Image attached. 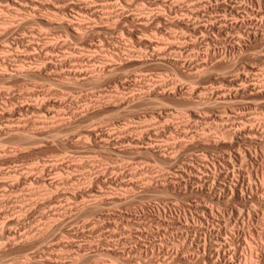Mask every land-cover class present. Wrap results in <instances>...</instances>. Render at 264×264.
<instances>
[{
	"label": "rangeland",
	"instance_id": "obj_1",
	"mask_svg": "<svg viewBox=\"0 0 264 264\" xmlns=\"http://www.w3.org/2000/svg\"><path fill=\"white\" fill-rule=\"evenodd\" d=\"M45 1L46 0H44V2ZM84 1L85 2L88 1L89 3L91 2V0H76V1L75 0L73 1L72 0H68V1L61 0V2L58 1L60 2L61 4L60 5L57 1L47 0L46 3H50V2L56 3L57 2L56 5L58 4L60 6H64L66 3L68 4L76 3V4L82 5L85 3ZM100 1L101 2L103 1V2L101 3ZM126 1H128L129 3ZM132 1L130 2L129 0H99L98 2L97 0V3L99 4H103V5L109 4V5H113L116 7L121 6V9L123 10V14H122L123 16H119L120 18L119 20H118V17L117 18L113 17L109 20L108 19H96V20L94 19L93 21L95 23L91 21L90 18H88L90 17L88 13L87 14L86 13H76L77 10L75 11V9L73 10L72 8H68L66 10L67 15L69 16L71 15L72 18L76 19V18L83 17L85 18L86 21L92 22L93 26L91 25V22L89 23L91 27L98 26L97 28H95L96 31H92L94 29H92L91 27H88L90 29L86 28L88 31L86 29H85L86 31L85 30L83 31L84 35H86V37L85 36L82 37L85 39L84 41L82 40L81 37L75 38L76 37L75 35L72 36L70 34L71 31L69 32L68 30H66L67 28L66 26H65L66 28L62 26L61 23L62 21L65 20L64 14L59 16L60 18L58 17L59 18L58 20L56 17V20H57L56 22L55 17L53 18V16L48 14L49 9L46 7H42L44 8L43 10H41L42 8L39 9L37 7L35 8L36 10L35 12L33 11L34 6L33 7L28 6V10L25 11L24 13L20 11L17 17L14 16V19H12L13 18L12 16L11 19L13 21L18 20L16 21V23L14 22L11 24V25L14 24L13 26L14 27L16 26L17 28L15 29L16 32L14 31L15 33L12 32L14 33V35L7 34L9 36L5 37L6 35L4 34V37H3V35L1 34L5 33V31L2 28L6 26L1 27L2 24H0L1 25L0 26L1 28L0 38L2 39V40L0 39V45H1L0 54L3 55L4 54L3 52L7 51V50H3L5 49L3 47L5 46L4 45L5 41L6 43L12 42L11 45L13 46V47L12 46L10 47V44L8 43L9 44L8 46L10 48H9V52L8 51L7 52L9 53L8 55L10 56H8L5 53L8 56V64L6 67L0 64V67H1L0 70H4V68L6 69L9 68L10 71L18 73L17 70L21 64L24 63L23 66L26 65L25 67H32L30 65H32L33 63H29V62H37L38 61L37 58L41 54L45 57L47 55L46 53L48 52H50L48 54L49 55L51 54L50 55L51 57L53 56L52 58H50V56L47 55L46 57L47 58L49 57L48 59H53L54 56L56 57V55H57L56 58H58V59H55V58L53 59L56 62L58 68L57 67L48 68L49 70L43 68V70L45 71L42 70V72H40L39 74L38 73H32L28 75L25 74L27 77H25V75L16 77L15 75L17 73L16 74L13 73L14 75L13 77L12 74L10 73V76H7L8 79H4L5 77L0 78V85H3L0 87V88H3V89H0V117H1L0 118V128L2 125H5L4 127H2V131H0V148H1L0 149V182H1L0 185L3 184L4 182L6 183V184L4 183L5 186L4 185L2 187L0 186V226H1L0 227L1 229L0 230V234H1L0 235V249L2 250V251L0 250V264H13V262L14 264H27V263L28 264H76V263L77 264H81V263L82 264H86V263L87 264H172L173 262H174L173 264H186L185 261L188 259L193 260L195 264H198V263L204 264L203 261L200 262L196 260L197 258L194 259V257L195 255H197L196 251L198 252L203 251V248H201V246L204 245L205 241L208 243V245L211 241L210 240L211 231L209 227L208 228L206 227V225L207 226L209 225L212 228L211 229L212 231L214 228L215 233L217 232L216 234L219 235V237H221L220 238L221 241L226 237L230 238L228 239L229 242L226 243L227 240H224L223 242L228 246V248L231 247L229 249L230 252H231V249L234 251V252L229 253V255H232V256L234 255L233 257H235L236 263L248 264V257L250 253H252L254 256V260L256 262L259 263V261H261V263L264 264L263 262L264 261V247H263L264 246V201H263L264 200V104H262L264 103V89H262L264 88V84H263L264 80H262L264 79V21H263L264 20V16H263L264 15V0H226V1L225 0H158V1L132 0ZM141 1H142V4L140 3ZM160 1L161 3H163L164 6L160 3ZM124 2L126 3L124 4ZM134 2H137V3H134ZM93 3H96V1L92 0L90 4H93ZM97 3L95 5H99ZM104 3H107V4H104ZM132 3L133 5H131ZM123 4H124V7H126L125 5L127 4V7L125 9L123 7ZM128 4L131 6H129ZM140 4L143 6H140ZM152 4L154 5L153 7H152ZM200 4L201 5L203 4L205 6L204 7L203 5L200 6ZM170 5L172 6V9ZM135 6H136V9H134ZM144 6H146L145 9H144ZM196 6L200 7L201 9L200 8H197L199 10L195 9ZM223 6L227 7L226 10H225V7ZM231 6L232 8L234 7L241 8V9L238 8L240 13L237 12L238 13L237 17H240L239 19L241 20L245 19L246 21H244V23L238 25L235 23V21H233L236 18L235 14L237 15V13L232 10ZM0 7H3V6L1 5ZM140 7L141 8L143 7L144 10H149V11L145 12L142 9L141 11L139 9ZM192 7H194V11L201 10L199 13L201 16L196 15L195 13L197 11L194 12ZM106 9L108 10L110 9V7ZM106 9L104 10L106 11ZM150 9L156 12H153V11L150 12L151 11ZM190 9L191 11H189ZM46 10L48 12H46ZM165 10L167 13L165 12ZM0 11H1L0 16H2V14L3 16H5L6 13H7L6 16L10 14L7 11L5 12L4 8H2V10L0 9ZM2 11L5 13H3ZM70 11L71 13L72 12L73 13L71 14ZM74 11L76 13L75 14L76 16L74 15ZM180 11L182 13H180ZM188 11L192 15L195 14L193 15L195 17H193L192 15H189L191 19L192 18L194 19V20L192 19L191 22H190L191 19L188 17V15H185L186 13H188ZM139 12L141 14L142 13L149 14L150 12V15L152 16H148V18H146L147 17L146 15L145 17L144 15L140 16ZM157 12L161 14L162 18L160 19L158 18L160 14H158ZM36 13H38L41 16L47 13L46 15L53 18L55 22L53 23V25L50 24L49 26L48 24L47 26L45 25V20L47 16L45 15V18L44 16H42V18L41 16L38 17L39 19L41 18V20L43 19L44 23L43 21L41 23L40 20H38V18L36 17V15L38 16V14ZM151 13H157L155 14L157 15L156 16L157 20H156V17H153L154 14H151ZM252 13L254 14L252 15ZM31 15L32 16L34 15V16L32 17ZM129 15L130 16L136 15V16H140L141 18L144 17L145 21L143 22V24L146 21H148L150 18L151 23L148 21L147 24L148 23L150 24H148V26L145 25V27H142V24H140L142 23V19L140 17L135 18L134 16V20H135V21L133 20L134 22L133 21L131 22V20H128L129 22H127L126 20L122 19V17L123 18L128 17ZM182 15L185 17L186 20H183L184 18H182L183 17ZM229 16L231 19L229 18ZM232 16H233V19H232ZM247 16L250 17L249 20L248 18L246 19ZM61 17H64V18H61ZM151 17H153L152 18L153 20L151 19ZM241 17H244V18L242 19ZM33 18L35 19V22L34 20L32 21ZM48 18L49 17H47V19ZM139 18H140L139 20L140 22L137 21ZM168 18L172 20L170 21ZM174 18H176V21L175 20L174 21L175 22L179 21V23L177 24L172 23L174 22L173 21ZM187 18H188V21H187ZM195 18L197 19V21ZM208 18L211 21H209ZM114 19L117 20V22ZM163 20L164 22L165 21L166 22L164 23ZM206 20H208L209 22ZM252 20H254V22L256 23H254ZM26 21H30V22L27 23ZM36 21L38 23H36ZM205 21L208 22L207 24L209 26H207L206 24H202V22L205 23ZM225 21L227 22L226 24H224ZM23 22H26L27 24L24 25ZM186 22H188L189 24L191 23V25H189L188 23L186 24ZM260 22H261V25L259 24ZM20 23H23L22 28L18 26ZM193 23L194 25H196V27L193 25ZM210 23H213V24L215 23L216 25L215 24L213 25ZM228 23L230 24L228 25ZM233 23H235V25ZM250 23L251 25L252 23H254L255 25L253 24L251 26ZM54 24L55 25L58 24V25L55 26ZM257 24H259V26ZM227 25L229 26V29L227 28L228 27ZM99 26L100 27L106 26V27L104 29L103 27L100 28ZM185 26H188V28H186ZM198 26L202 29V32L199 31L200 33L196 34L198 32L197 31L195 33L196 35L194 34L195 36H197L196 38L193 34H191V32L193 33L195 30H197L199 28ZM213 27L214 29H211ZM189 28L191 31L189 30ZM206 28L207 30H204ZM220 28L223 31H221ZM34 30L36 31L34 32ZM129 32H132V34ZM203 32H205V35L206 36L208 35V36L203 37L205 36ZM182 33L185 34L187 37L185 36L184 38ZM202 33L203 35H200ZM30 34L32 35L35 34V35L31 36ZM178 34L181 36H178ZM26 35L32 38L33 41L38 42V39H39V42H38L39 44L37 45L36 50L37 52H40L41 54L39 53L35 54L37 52L35 51L34 47L30 49L26 48L25 45L27 44V41L30 42L29 40L30 38L25 37ZM148 35L150 36L151 40L148 39ZM248 35L250 36L248 37ZM17 36H20V39ZM22 36H24V38H27L28 40L24 39ZM40 36H42L41 39H40ZM219 36L220 38H218ZM180 37L182 38V40H180L181 39ZM189 37H193L194 38L193 40L197 41V47L194 50H190L188 48L190 43L192 42V40H189L192 38H189ZM167 38H168V41H167ZM178 38L181 41L180 43L181 45H183L184 47L187 46L186 51L185 49L184 51L182 50L184 53L181 51L183 55L181 53L180 57L184 56L182 57L183 59L186 57L189 58L190 55L192 54L191 57L193 56L192 57L194 60L193 63L195 65H193V63L192 64L185 63L184 66H182L183 64H181V67H180V65L173 62V58L177 56L179 57L180 55V52L174 51V49L172 50V48L176 46V44H179L178 42L180 41H177ZM184 39H185L184 43L189 42L188 45L182 42L184 41ZM202 39L203 40L205 39V41H203ZM143 40L144 42L148 41L149 43L148 42L143 43ZM236 40H238V43L240 42L241 45L238 44ZM24 41L26 42V44H24L23 46L22 42L24 43ZM50 42H52L53 44L56 43L57 45L56 47L57 48L59 47L58 49L56 48L57 50L56 55L54 54L55 51L45 50L48 47V45H51ZM91 42H92V45L94 44L93 47L94 46L95 47L93 50L89 51L88 46L89 44H91ZM150 42H151V45H152V42L153 44H155L156 42L159 43V44L157 43L158 46L155 44L156 45L155 50H154L155 45L154 46L144 45V44H150ZM200 42H202L203 44ZM233 42H236L238 46ZM17 44H19V46ZM42 44H44L45 46H43ZM83 44L87 46L86 50H84L85 46ZM95 44H98V45H95ZM70 45H71V48L76 47L77 51L79 52V55H78V52L75 51L76 49L68 48L70 47ZM165 45H167L168 51L167 49L165 50L166 48ZM170 45L171 46L173 45V46L171 47ZM212 45L213 46L216 45V46L213 48ZM233 45L235 46V48L234 47L232 48ZM208 46H211V48H209ZM23 47L24 49L26 48L28 51L26 49L24 51V49H22ZM40 47L41 49L43 48L44 49L41 50L39 49ZM63 47L64 49H67V50L63 51L62 49ZM148 47L150 49V50L148 49L149 51L142 50V48L147 49ZM157 47L162 48V50H164L165 52L160 51ZM207 48L209 49L208 51H207ZM215 48L217 50H215ZM31 49L34 50L35 53ZM136 49L137 50L140 49L143 52L147 53L145 56L148 61L145 62V64L142 63L143 64L142 65L141 63H139V56L140 54L142 55L143 52L141 51L142 52L141 53L140 50L137 52ZM220 49L222 50L223 53L221 52ZM29 50L30 52H32L33 56L39 55L37 56V58L35 57L36 58L35 61H34L35 58L31 55ZM73 50L77 52V54H75ZM97 50L99 51L96 52ZM153 50L156 53L160 51L162 54L157 53L158 54L157 55L155 53L154 55ZM201 50L203 51L206 50L207 51L206 53H210V55L206 54L205 52ZM1 51L3 52L1 53ZM131 51H133L131 53L132 55L130 54ZM147 51L149 52L150 58L151 56L152 57L155 56L156 58L154 57L155 59L154 58L150 59L148 57ZM192 51L193 52L197 51V52L193 53ZM23 52H25L27 55L20 54ZM51 52H54V53H51ZM82 52H84L85 54ZM139 52L140 54H138ZM170 52H172V54ZM18 53H19L18 57L19 59H21L19 61H22L21 63L16 58L17 57L16 55H18ZM167 53L171 54L172 57H169L171 55H168ZM163 54L166 55V57H164ZM12 55L13 56L15 55V56L13 57ZM28 55L31 56L32 61H30V58H29L30 56L25 57ZM64 55L65 56L67 55L69 59L71 58L70 61ZM85 55L87 56L89 55L88 56L90 57L89 62H87V60L89 59ZM206 55L207 57L204 58V56ZM20 56H22L23 59H26V62L25 60H22V57L20 58ZM143 56L144 55L140 56V58ZM194 56H197V57H194ZM9 57H11L13 60ZM76 57H81L82 60L76 61L74 59ZM137 57H138V60L136 59ZM92 58H94V60L96 58L98 59L93 61ZM198 58L200 59V62L203 61V58L206 59L207 62L211 60L210 61L211 63L210 62L208 63V66L210 65L209 67L210 69L208 68V70H210L209 72L206 71L207 69L199 70L200 68L199 69L195 68V66L200 63ZM64 59H67V60L65 61ZM102 60L104 62L109 61V63L115 61L112 64H116V65L119 64L120 62L122 67L123 66L124 67L120 68L121 71H119V69H117L118 71L115 70V72L116 71L117 72L114 73L113 72L114 70L112 67L114 65H112L111 63L110 65H108L109 63H106V62L103 63ZM164 60L166 62L162 63L164 62ZM197 60L199 62L198 64L195 63ZM9 61H12V62L9 63ZM40 61L37 62L36 64L37 66L40 65L38 63L44 64V61H41V62ZM84 61L88 64V66ZM158 61L160 63H158ZM97 62L98 63L102 62L104 66L108 65L110 66V68L104 69L106 71H104L103 73L102 68H104V66L102 67L101 66L102 64L100 63V66L102 67V68L99 67L101 69L100 70L99 68H97L98 67ZM94 63H96L97 65ZM83 64L85 67L83 66ZM65 65L68 68H66ZM71 65L72 67H74V69L76 65H79L78 67L76 66V68L78 70L80 69L83 70L85 74L86 73L91 74V71H92V73H94L96 76L98 73H95V72L101 71L99 72L100 74H98L99 77L102 76L101 81H100L101 84L99 82L96 83L92 80V77H95L94 74L92 75L86 74L89 78H87V76L83 74L82 76L84 77L86 76V78L81 76L80 78L82 79L75 80L76 82H73L74 80L71 81L72 79H70V81L68 82V80H66V79H69L68 75H66L67 77L62 78L60 74H62L63 76L64 73H67L70 70H73ZM2 66H4L3 69H2ZM15 66H18V67H15ZM93 66H95L96 70L98 71L94 70L95 68H93L92 70ZM88 67H90L91 69V71L89 72L87 70L89 69ZM109 69L110 71L112 70L111 72H113L112 73L113 75L110 74L111 72L109 71ZM195 69L199 70L198 77L194 76V75H197L196 74L197 70ZM9 70H6V71H9ZM193 70H195L196 73ZM204 70L206 71V73ZM239 73H241L240 75L245 76L246 84H250V85L257 84L256 86L260 87L258 89L260 90L262 89L263 92L259 91L258 93L255 94V96L252 95L251 97H248L250 99H247L246 98L247 96H241V95L234 96L233 95L232 97L236 100H234L233 98H230L232 101L229 99L227 102L221 103V105L223 104V106L221 107L219 103L218 105L216 103H213L214 96L212 94L213 92L211 93V91H213L212 89H215L214 90L215 92L219 90H224V89L225 91H228L226 89H229V91H233V93H235V90L237 88L235 86H238V85H235V86L233 85V87H231L232 85L229 86V84L232 82H230V80L226 78H229V77L236 78V76ZM114 74L115 75L117 74L116 75L117 77ZM54 76L57 78H54ZM49 77H52V78L50 79ZM58 78L60 79V81ZM192 78H195V79H192ZM1 79L3 80L4 83H2ZM86 79L88 81H86ZM133 79L134 80L136 79V82ZM5 80H8V82ZM80 80L81 81L83 80V81L78 82ZM131 80L133 81L130 82ZM60 83L63 85L61 86ZM66 83L67 84L70 83V85H67ZM179 83L182 84V88L183 89L185 88L186 90L184 89L182 92L181 91L176 92V90H178L177 87L181 86ZM4 84L6 85L9 84L11 87L9 85L6 86ZM191 85L198 86L197 89H200L198 91H200L199 93L201 94V97L199 96L200 94L196 95L197 93L193 95L194 96L193 99L195 101H198V103L195 105H193L192 103H189L191 101L186 99L183 96L184 94L187 95L188 91L190 90L189 88ZM143 86L145 87V89ZM174 87L176 89H174ZM186 87H188V89ZM8 88L10 89V91H8L9 90ZM171 88L174 89L175 91L173 92ZM153 89L155 92L153 91ZM100 90H102L103 92ZM201 91H203V93ZM209 93L212 96H210ZM179 94L181 95L179 96ZM208 95L209 97H211L212 102L209 101L210 98L208 97ZM131 96L133 98H131ZM202 96H205V97H202ZM13 97H15V99ZM244 97H245V100H243ZM11 98H12V101H11ZM51 98L53 100H51ZM205 98L207 99L205 103L203 104L204 102L203 100H205ZM59 101L61 103H59ZM230 101L231 103L233 102V104H231ZM48 102L49 103L56 102V106H57L56 109L55 107H53L55 105L52 106ZM21 103L23 104L21 105ZM57 103L61 106H59ZM212 103L215 105L209 106V105H213ZM38 104L43 105L42 108L44 112L43 111L41 112V110H37V109L36 111H39V112L35 111L33 106L38 105ZM26 105L27 106L30 105V106L29 108L27 107L28 110L26 108H23L24 110L23 109L22 110L24 112L22 110L19 111L16 108L18 106V109H19L20 106H26ZM47 106L48 107L51 106V109L49 110ZM30 108H32V110ZM10 109H12L11 112L17 114V115H14L16 117L13 116V118L15 119L19 118V121L21 120V122H19L17 119L16 121L13 119L15 121L13 122L14 125L16 122L17 124L18 123L20 124L21 126V128H19L20 133L18 132L19 130L18 128H17L18 130L17 129L15 130L16 126L18 125L14 126L11 124L13 126V127L11 126V130L14 128L13 129L14 131L13 130L9 131L10 128L8 129V126L6 124V119L5 117H3L4 114L9 112L7 111L5 113L4 111L10 110ZM15 109L18 111L17 113ZM193 111H196L199 114L198 115L199 118H197V121L193 119L192 120L188 119V115L190 118V116H192L190 114H192ZM32 112L36 113V115ZM40 112L42 114L44 113V115L45 113L48 114L49 112L48 114L49 116L48 117L46 115L43 116L42 114H39ZM55 112H57V114L62 113V115L60 116H63L64 114L66 116L64 115V118H61L59 116L61 118L60 120L57 114H56V117H54ZM50 113L54 115L52 116L50 115ZM67 115L68 116L70 115L69 118ZM20 116L22 118H20ZM42 117H45L44 119L47 118L46 121L47 122L49 121V122L48 123L45 122V120H43ZM48 118H50V120ZM220 118H223V119H220ZM216 119L218 122L216 121ZM3 120H5V122ZM219 120L221 123H219ZM33 121H34V124H33ZM38 121L42 122L43 124L46 123V125L44 126L41 123L42 125L41 127ZM23 123L24 125L26 124L25 128L23 127L24 126ZM36 123H39V124H36ZM231 125L232 127L234 126L235 129L237 126H238L237 128H240V126L242 127L253 126L254 131H256L253 133L258 134V135H254L253 133H251L250 134L251 136H249V138L246 137L245 139H244L245 136H243L242 138L240 137L239 139L238 138L236 139V137L234 136H231L229 138L225 137L227 135L223 134L220 131L223 130V127L224 129L231 128V130H233L234 128H232ZM51 126H52V130H51ZM217 126L220 130H218ZM5 128L7 129V131L5 130ZM185 129L188 130L186 133H185ZM49 130L52 132H50ZM91 130L94 133L89 134L90 133L89 131ZM225 130H228V129H225ZM223 132L225 131L223 130ZM219 134H223L224 136L223 135L221 136ZM59 135H61L63 138ZM182 135H185V136H182ZM233 137L235 139H231ZM221 139L226 140L227 142L226 141L223 142L221 141ZM228 139L230 142L228 141ZM241 158L243 160H241ZM200 162L205 163V164H201ZM190 163L192 167L190 166ZM55 165H58V166L56 167ZM60 165L62 166L61 168H60ZM182 165L184 166V168ZM188 166L191 167V169L194 168L195 170L192 169L193 170L192 171L190 168H188ZM39 169L41 171H39ZM177 169L178 170L180 169V170L178 171ZM183 169H186V170H183ZM200 170H204V171L200 172ZM226 170H228V172ZM171 171L172 172L174 171V172L172 173ZM183 171H185V174ZM2 172L6 174H2ZM203 172L206 173L207 177L205 176ZM175 173H178L176 174L178 177L175 175ZM195 173L201 174L200 177L201 178L203 177L202 181L204 182V180H206L207 184H205V182L202 184L201 180H198L197 178H195V176L198 175V174L194 175ZM207 173L212 174V176L210 175L211 177H208L209 174ZM179 174L181 176L183 175V180L181 176L179 178ZM165 175L168 177H166ZM218 176H220V178H217ZM26 177L28 178V181L25 180ZM176 177H177V180H176ZM212 177L216 179L214 180L212 179ZM173 178H175V181H178V180L179 181L178 182L174 181L175 182L174 184L172 180ZM167 179L168 180L171 179L172 181L170 182ZM211 179L213 180V182ZM236 179L240 180V182L243 179L244 182L242 186H241V183L238 182ZM50 180H54V183L53 182L51 183ZM223 180L225 181L226 186L231 185V187H229L228 189H225V192L221 188H218V186L220 187V185H217L218 183L220 184V182ZM224 181L221 183H224ZM166 182L168 184H163ZM234 182H235L236 187H234ZM237 182H238V185L236 184ZM7 183H10V185ZM212 184H214V186ZM49 185L51 188L46 187ZM247 185H250V186L248 187ZM208 186L210 188L211 187H214V188L210 189ZM232 187L236 191H234ZM47 188L52 189V190L48 191L46 190ZM211 190L214 192H212ZM228 190L230 191L233 190V191L228 192ZM92 191H93V194H92ZM95 192L97 194H95ZM61 193H62V196H60ZM56 194L58 198L56 197ZM50 196L52 197L51 199L53 198L54 199L50 200ZM115 199L118 201H116ZM44 200L47 202H45ZM41 202L43 203L42 205H41ZM44 202L46 204H44ZM50 202L51 204H49ZM54 208H57V210ZM52 210L55 212H53ZM210 210L213 213H209L211 212ZM58 213L60 214V216L58 215ZM61 214H62V217H61ZM213 214L214 216H212ZM18 215H20L21 217ZM49 215L50 216L52 215V216L50 217ZM17 217L20 218V220L22 221L18 220L16 223L14 222L13 226L11 227L13 228L15 226L14 229L15 228L17 229V230L15 229L16 230L15 234H14V229H13V234H10L11 236L15 235V237H12V238L11 236L9 237L8 233H7L8 235L6 236L5 231L7 227L5 229L4 226L11 225V224H8V222L13 219H17ZM43 217L45 218L47 222L44 220ZM106 217H107L106 219L107 221L105 220ZM164 218H168V222H167V219H164ZM173 218L178 219V220L181 219L182 222L184 221L186 222L182 223L179 220L181 222L177 224L179 226L173 225L174 223ZM162 219H164L165 221ZM2 221H4L5 223L3 227L1 225L3 224ZM19 221L20 223H18ZM162 222H164V224ZM167 223H168V226L166 225ZM188 223L190 227L188 226ZM63 224L65 227H63ZM129 224L130 225L132 224V225L130 226ZM134 226L135 227L137 226V227L135 228ZM164 226L166 227V229L167 228L168 229L166 230ZM181 226L183 228L185 226L186 228H189V229L185 228L186 231H184ZM215 226H216L217 231L215 229ZM177 227H180L182 229L177 228ZM201 228L203 229V231L201 230ZM219 228L220 230L218 231ZM32 230L34 233L32 232ZM165 230L168 232L166 233ZM207 230H209L208 231L209 233L205 232ZM181 231L184 235L180 233ZM26 232L28 233V235ZM203 232L205 234L207 233L206 236ZM50 233H52V235ZM221 233L223 236L221 235ZM180 234H182V237L180 236ZM199 234L202 235L201 239H200ZM25 236L26 237L28 236V238H26ZM22 237L24 238L22 239ZM202 237H204L205 241ZM231 237L232 238L234 237L233 240L231 239ZM30 238H33V239H30ZM180 239L182 241H178ZM197 241H199V243ZM176 242H178L177 245H176ZM201 242H203V244ZM230 242L231 244L229 245ZM30 243L33 245H31ZM144 243L147 245H145ZM197 246H200V247H197ZM184 247L185 248L188 247L187 249L189 251L186 249L183 250ZM189 247L190 248L192 247L194 249L193 250L191 248V253H190ZM160 248L162 250H160ZM173 248L174 250H172ZM195 248L196 249L198 248V249L195 250ZM168 249H170L173 252L172 254L175 253L176 256L171 255L172 257H170L171 252ZM115 250L117 252L116 254L117 255L119 254L121 256L120 258L118 257L119 255L118 256H116V254L114 255ZM176 250H178L177 253L181 252L182 254L179 253L180 255L179 256L176 253ZM206 250H208V248ZM250 250L251 251L253 250L254 252L253 251L250 252ZM120 251L123 252V254L122 253L120 254ZM25 256H27V258ZM74 256H78V257H74ZM172 258H173V262L172 260L170 261V259ZM25 259L27 261H24ZM183 259L184 260L186 259V260L184 261ZM164 260L165 262H163ZM221 262H222V259L221 261H219V263L223 264V262L222 263Z\"/></svg>",
	"mask_w": 264,
	"mask_h": 264
},
{
	"label": "bare ground",
	"instance_id": "obj_2",
	"mask_svg": "<svg viewBox=\"0 0 264 264\" xmlns=\"http://www.w3.org/2000/svg\"><path fill=\"white\" fill-rule=\"evenodd\" d=\"M48 1H49V0H48ZM50 1H51V0H50ZM52 1H53V0H52ZM54 1H57V2L60 1V2H61V0H54ZM67 1H68V0H67ZM72 1H73V0H72ZM75 1H76V0H75ZM95 1H96V3H97V0H95ZM129 1L131 2L132 0H129ZM138 1H139V0H138ZM144 1H145V0H144ZM144 1H143V3H144ZM148 1H149V0H148ZM155 1H158V0H155ZM225 1H226V0H225ZM46 2H47V0H46L45 2H44V0H0V6H1V5L3 6V7H0V9L2 10V8H4V9H5V12L7 11V12L10 13V14H8V16H10V17L6 16L7 13L5 14V16H3V14L1 13L2 16H0V24H2V26H1V25H0V26H1V27L6 26V27L2 28V29H4L5 33L1 32V33H3V34H1V35H3V37H4V34L6 35L5 37L9 36V35H7V34H10V35L12 34V35H14V33L16 32L15 29H17V28H16V26H15V27L13 26L14 24H13V25H11V24L14 23V22L16 23V21H18V20L13 21L12 19H14V16L17 17V15H18V13H19L20 11L23 12V13H24L25 11H27V10H28V6H32V7L34 6V10H33V11H35V12H36L35 8H37V7H38L39 9L42 8V7H46V8H48V9H49V13H48V14H50L51 16H53V18L55 17V21H56V22H57V20L60 18L59 16H61V15L64 14L65 20L62 21L61 24H62L63 27L66 26V27L68 28V29H67V28L65 27L66 30H68L69 32L71 31L70 34H71L72 36L75 35V36H76L75 38H77V37H81V38H82L83 36L86 37V35H84V32H83V31H84L86 28L91 27V25H92V22H91V21H93L94 19H95V20H96V19H108V20H109V19H111V18H113V17H114V18H115V17H116V18L118 17V20H119V19H120L119 16H123V15H122V14H123V10L121 9V6H120V7H116V6L109 5V4H108V5H103V4H99V3H97V4H99V5H95L96 3H93V4H94V5H93V4H90V3L92 2V0H91L90 3H89L88 1H87V2L84 1L85 3L82 4V5H80V4H76V3H69V4H68V3H66V4L64 3V4H65L64 6H60V5H61L60 2H58V3L60 4V5L57 4L58 6L56 5L57 2H56V3H55V2H52V3H51V2H50V3H46ZM70 2H71V1H70ZM82 2H83V1H82ZM82 2H81V3H82ZM98 2H99V0H98ZM100 2H101V1H100ZM102 2H103V1H102ZM102 2H101V3H102ZM106 2H107V1H106ZM126 2H128V1H126ZM126 2H124V4H125ZM132 2H133V1H132ZM220 2H221V1H220ZM258 2H259V1H258ZM260 2H261V1H260ZM262 2H263V1H262ZM108 3H109V1H108ZM122 3H123V2H122ZM122 3H121V4H122ZM128 3H129V2H128ZM134 3H137V2H134ZM140 3L142 4V1H141ZM155 3H156V2H155ZM160 3H161V1H160ZM166 3H167V2H166ZM190 3H192V2H190ZM193 3H194V2H193ZM197 3H198V2H197ZM215 3H216V2H215ZM226 3H227V2H226ZM104 4H107V3H104ZM124 4H123V7H124ZM141 4H140V6H143V5H141ZM149 4H150V2H149ZM161 4L163 5V3H161ZM168 4H169V3H168ZM171 4H172V3H171ZM216 4H217V3H216ZM236 4H237V3H236ZM238 4H239V3H238ZM240 4H241V3H240ZM114 5H115V4H114ZM119 5H120V4H119ZM128 5H129V4H128ZM131 5H133V3H132ZM131 5H129V6H131ZM136 5H137V4H136ZM144 5H146V4H144ZM194 5H195V4H194ZM194 5H193V6H194ZM202 5H203V4H202ZM202 5L200 4V6H202ZM242 5H243V4H242ZM117 6H118V5H117ZM125 6L127 7V4H126ZM150 6H151V4H150ZM153 6H154V5L152 4V7H153ZM163 6H164V5H163ZM170 6H171V5H170ZM181 6H182V5H181ZM186 6H187V5H186ZM204 6H205V5H203V7H204ZM214 6H215V5H214ZM221 6H222V5H221ZM244 6H245V5H244ZM109 7H110V9L107 10L106 8H109ZM126 7H124V9H125ZM138 7H139V6H138ZM145 7H146V6H144V9H145ZM223 7H225V10H226L227 7H226V6H223ZM68 8H72L73 10L75 9V11L77 10L76 13H86V14L88 13V14L90 15V17H88V16H87V17L90 18L91 21H86L85 18H83V17H82V18H81V17H80V18H76V19H75V18H72L71 15H70V16L67 15L66 10H67ZM129 8H130V7H129ZM129 8H128V9H129ZM179 8H180V7H179ZM179 8H178V9H179ZM182 8H183V7H182ZM182 8H181V9H182ZM192 8H193V11H194V7H192ZM192 8H191V9H192ZM197 8H200V7H197V6H196L195 9H197ZM208 8H209V6H208ZM211 8H212V7H211ZM231 8H232V6H231ZM238 8H239V7H238ZM238 8H235V7H234V8H232V10L235 11L236 13H237V12L240 13L239 9H241V8H239V9H238ZM253 8H254V7H253ZM43 9H44V8H42L41 10H43ZM104 9H106V11H105ZM134 9H136V6H135ZM137 9H138V8H137ZM139 9H140V10L142 9V10L145 11V12H148V11H149V10H144L143 7H142V8L140 7ZM147 9H148V8H147ZM152 9H153V8H152ZM154 9H155V8H154ZM171 9H172V6H171ZM181 9H180V10H181ZM183 9H184V8H183ZM191 9H190L189 11H191ZM200 9H201V8H200ZM244 9H245V7H244ZM244 9H243V10H244ZM248 9H249V8H248ZM37 10H38V9H37ZM41 10H40V11H41ZM142 10H141V11H142ZM150 10H151V9H150ZM197 10H199V9H197ZM197 10H196V11H197ZM222 10H223V9H222ZM75 11H74V15L76 14ZM152 11H153V10H151L150 12H152ZM163 11H164V10H163ZM172 11H173V10H172ZM189 11H188V13H189ZM196 11H194V12H196ZM200 11H201V10H200ZM200 11H197L195 14H196V15H200V14H199ZM209 11H210V10H209ZM212 11H213V9H212ZM252 11H253V10H252ZM255 11H257V10H255ZM0 12H1V11H0ZM2 12H3V11H2ZM5 12H3V13H5ZM35 12H34V13H35ZM46 12H48V11L46 10ZM124 12H125V11H124ZM136 12H137V11H136ZM136 12H135V13H136ZM150 12H149V14H146V13H145V14H143V13L141 14V13L139 12V13H140L139 15H140V16H141V15H142V16L144 15V17H145V15H146V16H147L146 18H148V16H152V15H150ZM153 12H156V11H153ZM165 12H166V10H165ZM176 12H177V11H176ZM183 12H184V11H183ZM194 12H192V13H194ZM219 12H220V11H219ZM235 12H234V13H235ZM247 12H248V10H247ZM249 12H250V11H249ZM253 12H254V11H253ZM34 13H33V14H34ZM39 13H40V12H39ZM70 13H71V11H70ZM72 13H73V12H72ZM72 13H71V14H72ZM128 13H129V12H128ZM128 13H127V15H128ZM132 13H133V12H132ZM157 13H158V12H157ZM157 13H151V14H154L153 17H156L157 15H155V14H157ZM166 13H167V12H166ZM166 13H165V14H166ZM168 13H169V12H168ZM180 13H182V12L180 11ZM184 13H185V12H184ZM184 13H183V14H184ZM188 13H186L185 15H188V17H189V15H192V14H190V13L188 14ZM234 13H233V14H234ZM238 13H237V15L235 14L236 18H235L233 21H235L236 24L240 25V24L244 23V21H246V20H245V19H244V20L239 19L240 17H237V16H238ZM250 13H251V12H250ZM255 13H257V12H255ZM260 13H261V12H260ZM36 14H38V13H36ZM36 14H35V15H36ZM46 14H47V13H46ZM46 14H45V15H46ZM158 14H160V13H158ZM175 14H177V13H175ZM195 14H193V15H195ZM212 14H213V13H212ZM230 14H231V13H230ZM253 14H254V13H252V15H253ZM258 14H259V13H258ZM45 15L43 14L42 16H44V18H45ZM83 15H84V14H83ZM124 15H125V13H124ZM127 15H126V16H127ZM130 15H131V14H130ZM130 15H129L128 17H124V18L122 17V19H123V20H126L127 22H129L128 20H131V22H132V21L134 20V16H135V18H136V17H137V18L140 17V16H136L137 14L134 15V16H130ZM167 15H168V14H167ZM193 15H192V16H193ZM207 15H208V14H207ZM210 15H211V14H210ZM221 15H222V14H221ZM223 15H224V14H223ZM255 15H256V14H255ZM12 16H13V18L11 19ZM20 16H21V15H20ZM28 16H29V15H28ZM31 16H32V15H31ZM31 16H30V17H31ZM33 16H34V15H33ZM33 16H32V17H33ZM39 16H41V15H39V14H38V16L36 15L37 18H38ZM42 16H41V18H42ZM46 16L49 17V18L47 19V17H46L45 25H47V26H48V24H49V26H50V24L53 25V23L55 22L54 19L51 18V17L48 16V15H46ZM75 16H76V15H75ZM180 16H181V15H180ZM182 16H183V15H182ZM200 16H201V15H200ZM211 16H212V15H211ZM230 16H231V15H230ZM230 16H229V18H230ZM241 16H242V15H241ZM256 16H257V15H256ZM263 16H264V15H263ZM18 17H19V16H18ZM56 17H57V20H56ZM58 17H59V18H58ZM64 17H61V18H64ZM85 17H86V16H85ZM144 17H142V18L140 17V18L142 19V23H140V24H142V27H145V25L148 26V24L151 23V22H150V18H149L148 21H149L150 23L147 24L148 21H146V22H145L146 24H145V23L143 24V22L145 21V18H144ZM153 17H151V19H152ZM173 17H174V16H173ZM173 17H172V18H173ZM186 17H187V16H186ZM193 17H195V16H193ZM198 17H199V16H198ZM207 17H209V16H207ZM213 17H215V16H213ZM252 17H253V16H252ZM254 17H255V16H254ZM19 18H20V17H19ZM41 18H40V19L38 18V20H40V22L42 23L43 19L41 20ZM140 18H139L137 21H139ZM158 18H159V19L162 18L161 14L158 16ZM164 18H166V17H164ZM164 18H163V19H164ZM182 18H184L183 20H186L184 16H183ZM189 18H190V17H189ZM196 18H197V17H196ZM196 18H195V19H196ZM210 18H211V17H210ZM241 18L243 19L244 17H241ZM247 18H248V20H249L250 17L247 16L246 19H247ZM257 18H259V17H257ZM22 19H23V18H22ZM22 19H21V20H22ZM26 19H27V18H26ZM26 19H25V20H26ZM90 19H89V20H90ZM168 19H169L170 21L172 20V19H170V18H168ZM190 19H191V18H190ZM192 19H193V18H192ZM192 19L190 20V22L192 21ZM197 19H198V18H197ZM197 19H196V21H197ZM230 19H231V18H230ZM232 19H233V16H232ZM260 19H261V18H260ZM11 20H12V21H11ZM33 20H34V22H35V19H34V18L32 19V21H33ZM38 20H37V21H38ZM112 20H113V19H112ZM114 20H115V19H114ZM123 20H122V21H123ZM152 20H153V19H152ZM156 20H157V17H156ZM165 20H166V19H165ZM174 20L176 21V18H174L173 21H174ZM193 20H194V19H193ZM208 20L211 21L209 18H208ZM208 20H206V21H208ZM213 20H214V19H213ZM216 20H217V18H216ZM225 20H226V19H225ZM256 20H257V19H256ZM256 20H255V21H256ZM262 20H263V19H262ZM262 20H261V22H262ZM19 21H20V20H19ZM30 21H31V20H30ZM30 21H26V22L28 23V22H30ZM32 21H31V22H32ZM37 21H36V23L39 22V21H38V22H37ZM115 21L117 22V20H115ZM134 21H135V20H134ZM134 21H133V22H134ZM166 21H167V20H166ZM166 21H165V22H166ZM170 21H169V22H170ZM175 21L172 22V23H175V24L179 23V21H178V22H175ZM187 21H188V18H187ZM206 21H205V23H203V22H204V21H203L202 24H206L207 26H209V25L207 24L209 21H208V22H206ZM214 21H215V20H214ZM226 21H227V20H226ZM226 21H225L224 24L227 23ZM252 21L254 22V20H252ZM263 21H264V20H263ZM26 22H23L24 25L27 24ZM58 22H59V21H58ZM90 22H91V25H89ZM93 22H94V21H93ZM124 22H125V21H124ZM139 22H140V21H139ZM163 22H164V20H163ZM165 22H164V23H165ZM180 22H182V21H180ZM184 22H185V21H184ZM194 22H195V21H194ZM229 22H230V21H229ZM247 22H248V21H247ZM249 22H250V21H249ZM261 22L259 23L260 25H261ZM23 23H20L18 26H20V27L22 28ZM43 23H44V21H43ZM94 23H95V22H94ZM135 23H136V22H135ZM152 23H153V22H152ZM167 23H168V22H167ZM187 23H188V22H186V24H187ZM235 23H233V24L235 25ZM254 23H256V22H254ZM254 23H252V25H253ZM257 23H258V21H257ZM131 24H132V23H131ZM140 24H139V25H140ZM170 24H171V23H170ZM184 24H185V23H184ZM188 24H189V23H188ZM199 24H201V23H199ZM210 24H213V23H210ZM214 24H215V23H214ZM214 24H213V25H214ZM219 24H220V23H219ZM229 24H230V23H228V25H229ZM259 24H257V25L259 26ZM52 25H51V26H52ZM54 25H55V24H54ZM56 25H58V24H56ZM56 25H55V26H56ZM94 25H95V24H94ZM143 25H144V26H143ZM189 25H191V23H190ZM193 25H194V23H193ZM193 25H192V26H193ZM215 25H216V24H215ZM228 25H227V26H228ZM250 25H251V23H250ZM250 25H249V26H250ZM252 25H251V26H252ZM254 25H255V24H254ZM62 26H61V27H62ZM92 26H93V25H92ZM95 26H96V25H95ZM134 26H135V25H134ZM140 26H141V25H140ZM150 26H151V25H150ZM182 26H183V25H182ZM194 26L196 27V25H194ZM199 26H200V25H199ZM199 26H198V27H199ZM203 26H204V25H203ZM211 26H212V25H211ZM211 26H210V27H211ZM246 26H247V25H246ZM258 26H257V27H258ZM25 27H26V26H25ZM97 27H98V26H97ZM97 27H91L92 29H94V30H92V29H91V30H92V31H96L95 28H97ZM99 27H100V26H99ZM101 27H103V26H101ZM101 27H100V28H101ZM105 27H106V26H105ZM105 27H103V28L105 29ZM138 27H139V26H138ZM142 27H141V28H142ZM185 27L188 28V26H185ZM190 27H191V26H190ZM198 27H197V28H198ZM205 27H206V26H205ZM210 27H209V28H210ZM235 27H237V26H235ZM238 27H239V26H238ZM257 27H256V28H257ZM261 27H262V26H261ZM103 28H102V29H103ZM207 28H208V27H207ZM207 28L204 29V30H207ZM227 28L229 29V26H228ZM28 29H29V28H28ZM32 29H33V28H32ZM88 29H90V28H88ZM134 29H135V28H134ZM134 29H133V30H134ZM191 29H192V28H191ZM198 29H200V30H198ZM198 29L195 30L193 33L191 32V34L194 35L197 31H198V32H197L196 34L200 33L199 31L202 32V29H201L200 27H199ZM211 29H214V27L211 28ZM220 29H221V28H220ZM224 29H225V27H224ZM247 29H248V28H247ZM250 29H251V28H250ZM261 29H262V28H261ZM22 30H23V29H22ZM86 30H87V29H86ZM86 30H85V31H86ZM99 30H100V29H99ZM148 30H149V29H148ZM189 30H190V28H189ZM252 30H254V29H252ZM252 30H251V31H252ZM257 30H258V29H257ZM0 31H1V28H0ZM14 31H15V32H14ZM19 31H20V30H19ZM29 31H30V30H29ZM29 31H28V32H29ZM35 31H36V30H34V32H35ZM87 31H88V30H87ZM146 31H147V30H146ZM190 31H191V30H190ZM221 31H223V30L221 29ZM247 31H248V30H247ZM255 31H256V30H255ZM12 32H14V33H12ZM37 32H38V31H37ZM37 32H36V33H37ZM140 32H141V31H140ZM161 32H162V30H161ZM206 32H208V31H206ZM216 32H217V31H216ZM218 32H219V30H218ZM226 32H227V31H226ZM257 32H258V31H257ZM21 33H22V32H21ZM26 33H27V32H26ZM32 33H33V32H32ZM36 33H35V34H36ZM72 33H73V34H72ZM85 33H86V32H85ZM91 33H92V32H91ZM129 33L132 34V32H129ZM143 33H144V31H143ZM203 33H204V35H205V32H203ZM203 33L200 34V35H203ZM27 34H28V33H27ZM35 34H33V35L30 34V35H31V36H34ZM40 34H41V33H40ZM43 34H44V33H43ZM135 34H136V33H135ZM174 34H175V33H174ZM180 34H181V33H180ZM182 34H183V33H182ZM196 34H195V35H196ZM207 34H209V33H207ZM28 35H29V34H28ZM137 35H138V34H137ZM170 35H171V34H170ZM172 35H173V33H172ZM176 35H177V34H176ZM195 35H194V36H195ZM254 35H255V34H254ZM256 35H257V33H256ZM20 36H21V35H20ZM20 36H17V37L20 39ZM138 36H139V35H138ZM140 36H141V34H140ZM142 36H143V35H142ZM166 36H168V35H166ZM178 36H181V35L178 34ZM185 36H186V35L183 34V37H184V38H185ZM190 36H191V35H190ZM207 36H208V35H207ZM207 36L205 35V36H203V37H207ZM222 36H224V35H222ZM249 36H250V35H248V37H249ZM252 36H253V35H252ZM262 36H263V35H262ZM17 37H15V38H17ZM22 37L24 38V36H22ZM25 37H28V36L26 35ZM133 37H134V36H133ZM146 37H147V35H146ZM186 37H187V36H186ZM195 37L197 38V36H195ZM198 37H199V36H198ZM200 37H201V36H200ZM216 37H217V36H216ZM256 37H257V36H256ZM28 38H30V37H28ZM41 38H42V36H40V39H41ZM143 38H144V37H143ZM168 38H169V37H168ZM168 38H167V41H168ZM180 38H181V37H180ZM189 38H192V39H189V40H192V42L190 43V45H189L188 48H189L190 50H194V49L197 47V41H196V40H193V39H194L193 37H189ZM218 38H220V36H219ZM245 38H246V37H245ZM0 39H1V38H0ZM19 39H18V40H19ZM21 39H22V38H21ZM24 39H27V38H24ZM78 39H80V38H78ZM78 39H76V40H78ZM148 39H150V36H149V35H148ZM152 39H153V38H152ZM175 39H176V38H175ZM223 39H225V38H223ZM241 39H242V38H241ZM262 39H263V38H262ZM1 40H2V39H1ZM4 40H5V39H4ZM16 40H17V39H16ZM27 40H28V39H27ZM29 40H30V42L27 41V44H26L25 41H24V43L22 42L23 46H24V44H26L25 46H26L27 49H30V48L34 47L35 51L37 52L36 49H37V45L39 44V43H38V42H39V39H38V42H37V41H33L32 38H30ZM31 40H32V41H31ZM82 40L84 41L85 39L82 38ZM150 40H151V39H150ZM180 40H182V38H181ZM180 40H179V38L177 39V41H180ZM189 40H188V41H189ZM202 40H203V39H202ZM211 40H212V39H211ZM211 40H210V42H211ZM213 40H214V39H213ZM242 40H243V39H242ZM41 41H42V40H41ZM41 41H40V43H41ZM86 41H88V40H86ZM89 41H90V40H89ZM145 41H146V40H145ZM161 41H163V40H161ZM173 41H175V40H173ZM177 41H176V42H177ZM186 41H187V40H186ZM203 41H205V39H204ZM203 41H202V42H203ZM236 41H237V43H238V40H236ZM17 42H18V41H17ZM19 42H20V41H19ZM28 42H29V43H28ZM141 42H142V41H141ZM146 42H148V41H146ZM146 42H144V40H143V43H146ZM158 42H159V41H158ZM158 42H156L155 44L157 45ZM170 42H171V41H170ZM182 42L184 43V42H185V39H184V41H182ZM202 42H200V43H202ZM212 42H213V41H212ZM220 42H221V41H220ZM224 42H225V41H224ZM241 42H242V41H241ZM8 43H9V42H8ZM8 43H6V41H5V44H4L5 46H3L5 49H3V50H7V51L9 52V48L12 46V45H11L12 42L9 43V44H10V47L8 46V45H9ZM50 43H51V45H48V47H47L45 50H52V51H55V53H54V52H51V53H54V54L56 55V54H57V50H56V48H57L56 46H57V45H56V43H55V44H53L52 42H50ZM83 43H84V42H83ZM85 43H87V42H85ZM89 43H90V42H89ZM89 43H88V44H89ZM148 43H149V42H148ZM178 43L180 44L181 41L178 42ZM233 43L236 44V42H233ZM6 44H7V45H6ZM63 44H64V43H63ZM155 44H153V42H152V45H153V46H154ZM158 44H159V43H158ZM160 44H161V43H160ZM169 44H170V43H169ZM169 44H168V45H169ZM175 44H176V43H175ZM179 44H176V46H174V47L172 48V50L174 49V51L180 52L179 57L177 56V57H174V58H173V62H175V63H177L178 65H180V67H181V64H183L182 66H184L185 63L192 64L193 61H194L193 58H192L193 56L191 57L192 54L190 55L189 58L186 57V58L183 59L182 57H184V56L180 57V56H181V53L184 51V49H185V51H186V47H187V46L184 47L183 45H181V44L179 45ZM184 44H187V45H188L189 42H188V43H184ZM202 44H203V43H202ZM214 44H215V42H214ZM226 44H227V43H226ZM235 44H234V45H235ZM238 44H240V42H239ZM238 44H236V45L238 46ZM17 45L19 46V44H17ZM20 45H21V44H20ZM42 45L45 46L44 44H42ZM58 45H59V44H58ZM60 45H61V44H60ZM67 45H68V44H67ZM67 45H66V46H67ZM83 45H84V44H83ZM86 45H87V44H86ZM93 45H94V44H93ZM93 45H92V42H91V44H89V46L91 47V48H90V47L88 46V50H89V51L94 49L95 46L93 47ZM95 45H98V44H95ZM139 45H140V44H139ZM142 45H143V44H142ZM144 45H150V46H152V45H151V42H150V44H144ZM156 45L154 46V50L156 49ZM199 45H200V44H199ZM220 45H221V44H220ZM229 45H230V44H229ZM234 45L232 46V48H233V47L235 48ZM240 45H241V44H240ZM0 46H1V45H0ZM21 46H22V45H21ZM35 46H36V47H35ZM63 46H64V45H63ZM72 46H74V45H72ZM81 46H82V45H81ZM84 46H85V45H84ZM157 46H158V45H157ZM165 46H166V48H165V50H166V49H167V45H165ZM170 46H171V45H170ZM170 46H169V47H170ZM172 46H173V45H172ZM172 46H171V47H172ZM212 46H213V45H212ZM215 46H216V45H215ZM215 46H213V48H214ZM243 46H244V45H243ZM12 47H13V46H12ZM38 47H39V46H38ZM64 47H65V46H64ZM64 47L62 48L63 51L67 50V49H64ZM145 47H146V46H145ZM160 47H161V46H160ZM163 47H164V46H163ZM171 47H170V48H171ZM208 47L211 48V46H208ZM230 47H231V46H230ZM0 48H1V47H0ZM26 48H25V49H26ZM42 48H43V47H42ZM58 48H59V47H58ZM58 48H57V49H58ZM65 48H66V47H65ZM68 48H71V45H70V47H68ZM72 48H73V49H76V47H72ZM72 48H71V49H72ZM84 48H85L84 50H86L87 46H85ZM89 48H90V49H89ZM96 48H97V47H96ZM96 48H95V50H96ZM100 48H101V47H100ZM157 48H158L160 51H162V52L164 51V50H162V48H159V47H157ZM188 48H187V49H188ZM204 48H205V47H204ZM225 48H226V47H225ZM232 48H231V49H232ZM22 49H24V47H23ZM25 49H24V51H25ZM27 49H26V50H27ZM39 49H41V47H40ZM43 49H44V48H43ZM43 49H41V50H43ZM97 49H98V48H97ZM102 49H103V48H102ZM140 49H141V48H140ZM140 49H139V50H140ZM148 49H149V47H148L147 49H146V48H145V49L142 48V50H144V51H145V50H148ZM151 49H152V48H151ZM200 49H201V48H200ZM231 49H230V50H231ZM11 50H12V48H11ZM11 50H10V51H11ZM31 50H32V49H31ZM45 50H44V51H45ZM84 50H83V51H84ZM136 50H137V49H136ZM139 50H137V52H138ZM142 50H140V52H141ZM149 50H150V49H149ZM149 50H148V51H149ZM154 50H153V51H154ZM159 50H158V51H159ZM170 50H171V49H170ZM170 50H169V51H170ZM182 50H183V51H182ZM208 50H209V49L207 48V51H208ZM215 50H217V49L215 48ZM218 50H219V49H218ZM220 50H221V49H220ZM7 51H4V52L1 51V53L3 52L4 54H3V55L0 54V61H1L0 64L4 65L5 67H6L7 64H8V56H10V55H8L9 53H8ZM27 51H28V50H27ZM32 51L35 53L34 50H32ZM44 51H43V52H44ZM63 51H61V52H63ZM73 51H74V50H73ZM75 51H77V49H76ZM75 51H74V53L77 54L78 51H77V52H75ZM98 51H99V50H97L96 52H98ZM148 51H147V52H148ZM160 51L157 52V53H161ZM167 51H168V49H167ZM167 51H166V52H167ZM181 51H182V52H181ZM201 51H203V50H201ZM207 51L205 50V51H203V52L206 53ZM224 51H225V50H224ZM234 51H235V50H234ZM21 52H22V50H21ZM29 52H30V50H29ZM41 52H42V51H41ZM45 52H46V51H45ZM47 52H48V51H47ZM71 52H72V51H71ZM93 52H94V51H93ZM100 52H101V51H100ZM132 52H133V51H131L130 54H131ZM140 52H139L138 54H140ZM142 52H143V51H142ZM142 52H141V53H142ZM164 52H165V51H164ZM192 52H193V51H192ZM195 52H197V51H195ZM195 52H193V53H195ZM199 52H200V51H199ZM210 52H211V51H210ZM213 52H214V51H213ZM213 52H212V53H213ZM215 52H216V51H215ZM221 52H222V50H221ZM5 53H6L8 56H7ZM30 53H31V55H32V52H30ZM38 53L41 54L40 52H37V53H35V54H38ZM48 53H50V52H48ZM48 53H46V54L49 55ZM65 53H66V52H65ZM65 53H63V54H65ZM82 53H84V52H82ZM101 53H102V52H101ZM153 53H154V55H155L156 52L154 51ZM153 53H151V54H153ZM157 53H156V54H157ZM168 53H169V52H168ZM168 53H167V54H168ZM170 53L172 54V52H170ZM183 53H184V52H183ZM183 53H182V55H183ZM222 53H223V52H222ZM240 53H241V52H240ZM16 54H17V53H16ZM20 54H23V55H24V54H26V53L23 52V53H20ZM28 54H29V53H28ZM54 54H53V55H54ZM66 54H67V53H66ZM84 54H85V53H84ZM93 54H94V53H93ZM93 54H91V55H93ZM103 54H104V53H103ZM138 54H137V55H138ZM146 54H147V53L143 52L142 55L145 56ZM161 54H162V53H161ZM171 54H168V55H171ZM197 54H198V53H197ZM200 54H201V53H200ZM206 54H209V55H210V53H206ZM213 54H214V53H213ZM224 54H225V53H224ZM259 54H260V53H259ZM26 55H27V54H26ZM41 55H42V54H41ZM41 55H40V56L37 55V56H39L38 58H37V56H35V55H34V56L32 55V56H33L34 58L36 57V58L38 59V61H40V60H41V61H44V64L38 63V64H40V65L37 66L36 64H37L38 61H37V62H29V63H33L32 65H30V66H32V67H33V65L35 64L34 67L32 68V67H25L26 65L23 66V64H24V63H23V64H21L23 67H22L21 65H20L21 67H20V66H19V67H18V66H15V67H18V70L15 69V70L18 71V73L16 72L17 74H16L15 72L10 71L9 68L6 69V68H4V66H2V69L4 68V70H0V78H4V77H5L4 79H8L7 76H10V73L12 74L13 77H14L13 73L16 74V75H15L16 77H18V76H22V75H25V74L28 75V74H32V73H38V74H39L40 72H42L43 68H44V69H48V68L57 67L56 62L53 60L54 58H55V59H58V58H56L57 55H56V57L54 56L53 59H48L49 57L47 58V57H46L47 55H46L45 57H44L43 55H42V56H41ZM44 55H45V54H44ZM50 55H51V54H50ZM50 55H49V56H50ZM68 55H69V54H68ZM78 55H79V52H78ZM91 55H90V56H91ZM95 55H96V54H95ZM116 55H117V54H116ZM131 55H132V54H131ZM142 55L140 54V56H142ZM157 55H158V54H157ZM203 55H204V53H203ZM203 55H202V56H203ZM209 55H208V57H209ZM12 56H13V55H12ZM12 56H11V57H12ZM14 56H15V55H14ZM14 56H13V57H14ZM16 56H17L16 58L18 59V61L21 60V59H19V57H18V56H19V53H18V55H16ZM29 56H30V55L25 56V57H29ZM58 56H60V55H58ZM64 56H65V55H64ZM85 56H86L88 59L90 58V57H88L89 55H88V56L85 55ZM85 56H83V57H85ZM119 56H120V54H119ZM119 56H118V58H119ZM138 56H139V55H138ZM140 56H139V63H141V64L144 63V64H145V62L148 61L147 58H146V56H145V57L143 56V57H141V58H140ZM149 56H150V55H149V52H148V57H149ZM163 56L166 57V55H164V54H163ZM185 56H186V55H185ZM197 56H198V55H197ZM197 56H194V57H197ZM262 56H263V55H262ZM262 56H261V57H262ZM11 57H9V58H11ZM13 57H12V58H13ZM21 57H22V56H20V58H21ZM33 57H32V58H33ZM52 57H53V56H52ZM52 57L50 56V58H52ZM65 57H67V55H66ZM71 57H72V56H71ZM92 57H93V56H92ZM109 57H110V56H109ZM109 57H108V58H109ZM127 57H128V56H127ZM133 57H134V56H133ZM154 57H155V56H153V57L151 56V58H154ZM169 57H172V55L169 56ZM205 57H207V55L204 56V58H205ZM218 57H219V56H218ZM221 57H222V56H221ZM221 57H220V58H221ZM12 58H11V59H12ZM29 58H30V61H32V60H31V56H30ZM36 58L34 59V61L36 60ZM67 58H68V60L70 61L71 58H70V59H69V57H67ZM94 58H95V57H94ZM94 58H92L93 61H95L96 59H98V58H96V59L94 60ZM129 58H130V57H129ZM149 58H150V57H149ZM151 58H150V59H151ZM155 58H156V57H155ZM155 58H154V59H155ZM200 58H201V57H200ZM204 58H203V61L201 60L203 63L200 62V59L198 58L200 63H199L198 60H197L195 63H197V64L199 63V64L196 65L197 67L195 66V68H197V69L200 68L199 70H202V69H205V70H206V69H207L206 71L209 72L210 70H208V68L210 67V65L208 66V63H209L211 60H210V61L208 60L209 62H207L206 59H204ZM47 59H48V60H47ZM74 59H75L76 61H77V60H78V61H81V60H82L81 57H76V58H74ZM85 59H86V58H85ZM100 59H101V57H100ZM102 59H103V57H102ZM105 59H106V57H105ZM116 59H117V58H116ZM116 59H114V60H116ZM127 59H128V58H127ZM136 59L138 60V57H137ZM170 59H171V58H170ZM207 59H208V58H207ZM211 59H213V58H211ZM216 59H217V58H216ZM229 59H230V58H229ZM12 60H13V59H12ZM22 60H25V62H26V59H23V57H22ZM64 60L66 61L67 59H64ZM75 60H74V61H75ZM160 60H161V59H160ZM165 60H166V59H165ZM165 60H164V62H162V63H165V62H166ZM168 60H169V59H168ZM218 60H219V59H218ZM16 61H17V60H16ZM28 61H29V59H28ZM41 61H40V62H41ZM71 61H72V60H71ZM74 61H73V63H74ZM89 61H90V59L87 60V62H89ZM100 61H101V60H100ZM102 61H103V60H102ZM110 61H112V60H110ZM154 61H155V60H154ZM214 61H215V60H214ZM219 61H220V60H219ZM228 61H229V60H228ZM10 62H12V61H9V63H10ZM19 62L21 63L22 61H19ZM84 62H85V61H84ZM91 62H92V61H91ZM105 62H106V61H105ZM105 62L103 61V63H105ZM114 62H115V61L110 62V63L112 64V63H114ZM149 62H150V61H149ZM155 62H156V61H155ZM232 62H234V61H232ZM42 63H43V62H42ZM75 63H76V62H75ZM85 63H86V62H85ZM97 63H98V62H97ZM100 63L102 64V62H99L98 65H97L96 63H94V64H96V65L98 66L97 68H99V67H101V66L103 67L104 65L102 64V65L100 66ZM106 63H109V61H107ZM110 63H109L108 65H110ZM116 63H117V61H116ZM136 63H137V62H136ZM139 63H138V64H139ZM153 63H154V62H153ZM156 63H157V62H156ZM158 63H160V62L158 61ZM210 63H211V62H210ZM222 63H223V62H222ZM227 63H228V62H227ZM235 63H236V62H235ZM12 64H14V63H12ZM64 64H65V62H64ZM66 64H67V62H66ZM70 64H72V63H70ZM70 64H69V65H70ZM77 64H78V63H77ZM86 64H87V63H86ZM173 64H174V63H173ZM177 64H176V65H177ZM42 65H43V67H42ZM96 65H95V66H96ZM108 65H107V66L105 65L104 68L101 67V68L103 69V71H102L103 73H104V71H106V70H104V69L110 68V66H108ZM112 65H114V66H112V67H113V70H114V71H113L114 73H116V72L118 71L117 69H119V71H121L120 68L122 67V65H121L120 62H119V64H117V65H116V64H112ZM115 65H116V66H115ZM142 65H143V64H142ZM193 65H195V64L193 63ZM35 66H36V67H35ZM40 66H41V67H40ZM63 66H64V65H63ZM74 66H75V65H74ZM76 66L78 67L79 65H76ZM76 66H75V69H74V67H72V65H71V67H72L73 70H70V69H69L70 71L67 72V73H64L63 76H62V74H60L61 77H62V78H63V77H67L66 75H68V78H69V79H66V80H68V82L70 81V79H72L71 81L74 80L73 82H76L75 80L82 79V78H80V77H81L83 74H84V75H86V74H90V73H86V74H85V73L83 72V70H81V69L78 70V69L76 68ZM83 66H84V64H83ZM87 66H88V64H87ZM95 66L92 67V70H93V68H95L94 70H96V67H95ZM189 66H191V65H189ZM217 66H218V65H217ZM65 67H66V65H65ZM71 67H69V68H71ZM84 67H85V66H84ZM123 67H124V66H123ZM123 67H122V68H123ZM178 67H179V66H178ZM180 67H179V68H180ZM192 67H193V66H192ZM247 67H248V66H247ZM0 68H1V67H0ZM57 68H58V67H57ZM60 68H61V67H60ZM66 68H68V67H66ZM86 68H87V67H86ZM88 68L90 69V67H88ZM212 68H214V67H212ZM216 68H217V67H216ZM62 69H63V68H62ZM89 69H87L88 72L91 71V69H90V70H89ZM99 69H100V68H99ZM111 69H112V68H111ZM182 69H183V68H182ZM197 69H195V70H197ZM209 69H210V68H209ZM217 69H218V68H217ZM246 69H248V68H246ZM6 70H9L10 72H9V71H6ZM48 70H49V69H48ZM50 70H51V69H50ZM58 70H59V69H58ZM100 70H101V69H100ZM115 70H117V71L115 72ZM195 70H193V71H195ZM199 70H197V73H196V71H195V73H196L197 75H194V76H197V77H198V75H199V74H198V71H199ZM205 70H204V71H205ZM211 70H212V69H211ZM215 70H216V69H215ZM43 71H45V70H43ZM46 71H47V70H46ZM51 71H52V70H51ZM67 71H68V70H67ZM84 71H86V70H84ZM96 71H98V70H96ZM109 71H110V69H109ZM111 71H112V70H111ZM111 71H110V72H111ZM193 71H192V72H193ZM204 71H203V73H204ZM206 71H205V73H206ZM8 72H9V73H8ZM93 72H95V71H93ZM99 72H101V71H99ZM99 72H95V73L100 74ZM113 72H111L110 74L113 75V74H112ZM54 73H55V72H54ZM107 73H108V72H107ZM200 73H202V72H200ZM38 74H37V75H38ZM41 74H43V73H41ZM41 74H40V75H41ZM92 74H94V73H92V71H91V74H90V75H92ZM98 74H97L96 76H95V74H94L95 77H92V76H91V77H92V80H93L94 82H96V83H97V82L100 83V81H101V77H102V76L99 77ZM193 74H194V73H193ZM207 74H208V73H207ZM240 74H241V73H239L238 75L236 74V75H237L236 78H235V77H233V78H232V77H229L230 79H229V78H226V79L230 80V82H232V83L229 84V86L232 85L231 87H233V85H234V86H235V85H238V86H235V87H237L236 90H235V93H233V91H229V89H226V90H228V91H225V89H224V90H219V91H216V92H215V91H214L215 89H212V88H211V89L213 90V91H211V93L213 92L212 94H213V96H214L213 103H216L217 105H218V103H219V104H220V107H221V106H223V104L221 105V103H225V102H227L230 98H233V97H232L233 95H234V96H236V95H238V96H239V95H241V96H247L246 98H247V99H250V98H248V97H251L252 95L255 96V94L258 93L259 91H260V92H263L262 89H264V88L261 87V88H262V89H261L262 91H261L260 89H258V88H260V87H257V86H256L257 84H256V85H255V84H253V85L246 84V83H245V82H246V80H245V76H244V75H240ZM244 74H245V73H244ZM247 74H248V73H247ZM101 75H102V74H101ZM107 75H108V74H107ZM111 75H110V76H111ZM114 75H115V74H114ZM116 75H117V74H116ZM116 75H115V76H116ZM136 75H137V74H136ZM143 75H144V74H143ZM185 75H186V74H185ZM187 75H188V74H187ZM200 75H201V74H200ZM38 76H39V75H38ZM56 76H57V74H56ZM69 76H70V77H69ZM86 76H87V75H86ZM86 76H85V77L82 76V77L86 78ZM140 76H141V75H140ZM144 76H145V75H144ZM144 76H143V77H144ZM189 76H191V75H189ZM194 76H193V77H194ZM202 76H203V75H202ZM204 76H205V75H204ZM222 76H224V75H222ZM6 77H7V78H6ZM13 77H12V78H13ZM25 77H27V76L25 75ZM61 77H60V78H61ZM103 77H104V76H103ZM116 77H117V76H116ZM136 77H138V76H136ZM46 78H47V77H46ZM49 78L51 79L52 77H49ZM54 78H57V77L54 76ZM87 78H89V77L87 76ZM107 78H108V77H107ZM111 78H113V77H111ZM126 78H127V77H126ZM134 78H135V77H134ZM190 78H191V77H190ZM195 78H196V77H195ZM195 78H192V79H195ZM224 78H225V77H224ZM234 78H235V79H234ZM58 79H59V78H58ZM64 79H65V78H64ZM90 79H91V78H90ZM136 79H138V78H136ZM136 79H135V80L133 79V80L136 82ZM149 79H150V78H149ZM196 79H197V78H196ZM232 79H234V80H232ZM1 80H2V79H1ZM54 80H55V79H54ZM61 80H62V79H61ZM84 80H85V79H84ZM92 80H90V81H92ZM102 80H103V79H102ZM104 80H105V79H104ZM127 80H128V79H127ZM133 80H131L130 82H132ZM143 80H144V79H143ZM262 80H264V79H262ZM5 81L8 82V80H5ZM10 81H12V80H10ZM57 81H58V80H57ZM59 81H60V79H59ZM62 81H63V80H62ZM82 81H83V80H82ZM82 81L80 80V81H78V82H82ZM86 81H88V80L86 79ZM86 81H85V82H86ZM144 81H145V80H144ZM191 81H192V80H191ZM191 81H190V82H191ZM63 82H64V81H63ZM73 82H72V83H73ZM78 82H77V83H78ZM94 82H93V84H94ZM121 82H122V81H121ZM123 82H124V81H123ZM2 83H4L3 80H2ZM54 83H55V82H54ZM58 83H59V82H58ZM64 83H65V82H64ZM133 83H134V82H133ZM148 83H149V82H148ZM151 83H152V82H151ZM191 83H192V82H191ZM221 83H222V82H221ZM260 83H261V81H260ZM262 83H263V82H262ZM55 84H56V83H55ZM60 84H61V83H60ZM60 84H59V85H60ZM66 84H67V83H66ZM74 84H75V83H74ZM74 84H73V85H74ZM100 84H101V83H100ZM127 84H129V83H127ZM179 84H180V83H179ZM179 84H178V85H179ZM187 84H188V83H187ZM258 84H259V83H258ZM263 84H264V83H263ZM4 85H6V84H4ZM7 85H9V84H7ZM7 85H6V86H7ZM62 85H63V84H61V86H62ZM67 85H70V83L67 84ZM73 85H72V86H73ZM95 85H96V84H95ZM102 85H103V84H102ZM118 85H119V84H118ZM124 85H125V84H124ZM152 85H153V84H152ZM176 85H177V83H176ZM180 85H181V86H178V87H177L178 90H176V92H178V91H181V92H182V91L185 89V88H184V89L182 88V84H180ZM197 85H198V83H197ZM259 85H260V84H259ZM1 86H3V85H0V87H1ZM6 86H5V87H6ZM9 86H10V85H9ZM126 86H127V85H126ZM153 86H154V85H153ZM192 86H193V85L190 86V88H189L190 90L188 91L187 95L184 94L183 96H184L186 99H188V100L191 101V102H189V103H192L193 105H195V104L198 103V101H195V100L193 99V98H194L193 95L196 94V93H197L196 95L200 94V93H199L200 91H198V90H200V89H197L198 86H195V85H194L193 87H192ZM262 86H263V85H262ZM10 87H11V86H10ZM63 87H65V86H63ZM70 87H71V86H70ZM143 87H144V86H143ZM188 87H189V86H188ZM188 87H186V88L188 89ZM195 87H196V88H195ZM125 88H126V87H125ZM172 88H173V87H172ZM172 88H171V90H173V92H174V91H175L174 89H176V88H175V87H174V89H172ZM213 88H214V87H213ZM0 89H3V88H0ZM5 89H6V88H5ZM8 89H9V88H8ZM46 89H47V88H46ZM46 89H45V90H46ZM51 89H52V88H51ZM53 89H54V88H53ZM144 89H145V87H144ZM150 89H151V88H150ZM150 89H149V90H150ZM211 89H210V90H211ZM216 89H217V88H216ZM219 89H220V88H219ZM222 89H223V88H222ZM32 90H33V89H32ZM54 90H55V89H54ZM149 90H148V91H149ZM151 90H152V89H151ZM185 90H186V89H185ZM201 90H202V89H201ZM4 91H5V90H4ZM8 91H10V89H9ZM8 91H7V92H8ZM60 91H61V90H60ZM100 91H102V90H100ZM153 91H154V89H153ZM164 91H165V90H164ZM208 91H209V90H208ZM208 91H207V92H208ZM44 92H45V91H44ZM49 92H50V91H49ZM54 92H55V91H54ZM102 92H103V91H102ZM116 92H117V91H116ZM145 92H146V90H145ZM149 92H150V91H149ZM149 92H148V94H149ZM154 92H155V91H154ZM186 92H187V91H186ZM201 92L203 93V91H201ZM3 93H4V92H3ZM23 93H25V92H23ZM55 93H56V92H55ZM59 93H61V92H59ZM151 93H152V92H151ZM183 93H185V92H183ZM160 94H161V93H160ZM207 94H208V93H207ZM209 94H210V93H209ZM261 94H262V93H261ZM150 95H151V94H150ZM180 95H181V94H179V96H180ZM259 95H260V94H259ZM24 96H25V95H24ZM179 96H178V97H179ZM199 96L201 97V94H200ZM206 96H207V95H206ZM210 96H212V95L210 94ZM254 96H253V98H254ZM29 97H30V96H29ZM29 97H28V98H29ZM144 97H145V96H144ZM202 97H205V96H202ZM208 97H209V95H208ZM13 98L15 99V97H13ZM48 98H50V97H48ZM86 98H87V96H86ZM131 98H133V97L131 96ZM209 98H210V99H209ZM209 98H208L209 101H211V97H209ZM239 98H240V97H239ZM239 98H238V99H239ZM242 98H243V97H242ZM19 99H20V98H19ZM21 99H22V98H21ZM195 99H196V98H195ZM206 99H207V98H205V100H203V101H204L203 104L205 103ZM233 99H234V98H233ZM238 99H237V100H238ZM256 99H257V98H256ZM258 99H259V98H258ZM45 100H46V99H45ZM51 100H53V99L51 98ZM128 100H129V99H128ZM128 100H127V101H128ZM230 100H231V99H230ZM234 100H236V99H234ZM234 100H233V101H234ZM239 100H240V99H239ZM243 100H245V97H244ZM7 101H8V100H7ZM11 101H12V98H11ZM18 101H19V100H18ZM231 101H232V100H231ZM231 101H230V103H231ZM21 102H22V101H21ZM51 102H52V101H51ZM207 102H208V100H207ZM211 102H212V101H211ZM211 102H210V103H211ZM236 102H237V101H236ZM241 102H242V101H241ZM39 103H40V102H39ZM48 103H49V102H48ZM59 103H61V102L59 101ZM62 103H63V102H62ZM213 103H212V104H213ZM18 104H19V103H18ZM22 104H23V103H21V105H22ZM30 104H31V103H30ZM33 104H34V103H33ZM49 104H51L52 106L55 105V106H53V107H55V109H56V107H57V106H56V102H55V103H54V102H53V103H49ZM57 104H58V103H57ZM119 104H120V103H119ZM231 104H233V102H232ZM262 104H264V103H262ZM19 105H20V104H19ZM38 105H39V104H38ZM38 105H34L33 108L35 109V111H36V109H37V110H41V112H42V111H43V108H42L43 105H41V104H40L39 106H38ZM45 105H46V104H45ZM45 105H44V106H45ZM58 105H59V104H58ZM62 105H63V104H62ZM65 105H66V104H65ZM214 105H215V104H213V105H209V106H214ZM29 106H30V105H28V106H27V105H26V106H20L19 109H18V106H17L16 108H17V110L20 111V110H22L23 108H26V109H27V107L29 108ZM59 106H61V105H59ZM117 106H118V105H117ZM120 106H121V105H120ZM120 106H119V107H120ZM45 107H46V106H45ZM47 107H48V106H47ZM53 107H52V108H53ZM67 107H68V106H67ZM13 108H14V107H13ZM13 108H12V109H13ZM48 108H49V110H50V109H51V106L48 107ZM69 108H70V107H69ZM190 108H191V107H190ZM12 109L4 111L5 113H6L7 111H9V112L6 113V114H4V116H3V117H5V119H6V124H7V126H8V129L10 128L9 131H12V130L14 129V128H13V129L11 130V126L14 125L13 122H15L16 119H17V118H16V119L13 118V116H14V115H17V114L11 112ZM30 109L32 110V108H30ZM46 109H47V108H46ZM62 109H63V108H62ZM13 110H14V109H13ZM15 110H16V109H15ZM17 110H16V113L18 112ZM23 110H24V109H23ZM23 110H22V111H23ZM27 110H28V109H27ZM31 110H29V111H31ZM52 110H53V109H52ZM35 111H34V112H35ZM75 111H76V110H75ZM14 112H15V111H14ZM23 112H24V111H23ZM23 112H22V113H23ZM34 112H32V113H34ZM36 112H39V111H36ZM41 112H40L39 114H42ZM43 112H44V111H43ZM49 112H50V111H49ZM49 112H48V114H49ZM20 113H21V112H20ZM25 113H26V112H25ZM70 113H71V112H70ZM28 114H29V113H28ZM34 114L36 115V113H34ZM48 114L45 113V115H46L47 117L49 116ZM54 114H55V115H54ZM54 114H53L54 117H56L57 112H55ZM66 114H67V113H66ZM76 114H77V113H76ZM26 115H27V114H26ZM42 115L45 116L44 113H43ZM50 115H52V114L50 113ZM53 115H52V116H53ZM57 115H58V117H59L60 115H62V113H61V114H57ZM64 115H65V114H64ZM64 115H63V116H60V117H61V118H64ZM187 115H188V114H187ZM190 115H192V116H190V118H191V117H192V118L190 119V118H189V115H188V119H189V120H192V119H193V120H196V121H197V118H199V116H198L199 114H198L196 111H193L192 114H190ZM220 115H221V114H220ZM21 116H22V115H21ZM21 116H20V118H22ZM30 116H31V115H30ZM52 116H51V117H52ZM65 116H66V115H65ZM67 116H68V115H67ZM69 116H70V115H69ZM69 116H68V118H69ZM77 116H78V115H77ZM14 117H16V116H14ZM26 117H27V116H26ZM35 117H36V116H35ZM54 117H53V118H54ZM60 117H59V118H60ZM75 117H76V116H75ZM219 117H220V116H219ZM219 117H218V118H219ZM222 117H223V115H222ZM0 118H1V117H0ZM23 118H24V117H23ZM38 118H39V117H38ZM42 118H43V120H45V122H47V121H46L47 118H46V119H44L45 117H42ZM61 118H60V120H61ZM70 118H71V117H70ZM76 118H77V117H76ZM80 118H81V116H80ZM230 118H231V117H230ZM230 118H229V119H230ZM239 118H240V117H239ZM3 119H4V118H3ZM13 119H14L15 121H14ZM35 119H36V118H35ZM48 119L50 120V118H48ZM220 119H223V118H220ZM17 120L19 121V118H18ZM39 120H40V119H39ZM58 120H59V119H58ZM58 120H57V121H58ZM69 120H71V119H69ZM69 120H67V121H69ZM77 120H78V119H77ZM79 120H80V119H79ZM83 120H84V118H83ZM200 120H201V118H200ZM204 120H205V119H204ZM237 120H238V119H237ZM1 121H2V120H1ZM3 121L5 122V120H3ZM67 121H66V122H67ZM216 121H217V119H216ZM234 121H236V120H234ZM234 121H233V122H234ZM19 122H21V120H20ZM36 122H37V121H36ZM38 122L40 123V126L42 127V125H41L42 122H40V121H38ZM43 122H44V121H43ZM48 122H49V121H48ZM48 122H47V123H48ZM52 122H53V120H52ZM52 122H51V123H52ZM54 122H55V121H54ZM69 122H71V121H69ZM69 122H68V123H69ZM74 122H75V121H74ZM77 122H79V121H77ZM193 122H194V121H193ZM193 122H192V123H193ZM217 122H218V121H217ZM28 123H29V122H28ZM39 123H36V124H39ZM75 123H76V122H75ZM219 123H221L220 120H219ZM241 123H242V122H241ZM1 124H2V123H1ZM4 124H5V123H4ZM11 124H12V125H11ZM30 124H31V123H30ZM33 124H34V121H33ZM42 124H43V123H42ZM65 124H67V123H65ZM70 124H71V123H70ZM16 125H18V126H16ZM23 125H24V123H23ZM25 125H26V124H25ZM25 125L23 126L24 128H25ZM43 125L45 126L46 123L43 124ZM68 125H69V124H68ZM68 125H67V126H68ZM225 125H226V124H225ZM249 125H250V124H249ZM4 126H5V125H2V126H1V128H0L1 130H0V131H2V127H4ZM14 126H16L15 130H16L17 128H18V129L21 128L20 124H19V123L17 124V122L15 123ZM38 126H39V125H38ZM47 126H49V125H47ZM71 126H72V125H71ZM222 126H223V124H222ZM227 126H228V125H227ZM227 126H226V127H227ZM12 127H13V126H12ZM28 127H29V126H28ZM219 127H220V126H219ZM229 127H230V126H229ZM231 127H232V125H231ZM237 127H238V126H237ZM237 127H236V129H235V127L233 126V127H232V128H234L233 130H231V128H225V129H228V130H225L224 127H223V130H224L225 132H223V130L220 131V132H222L223 134L227 135V136H225V137H228V138H229V137H231V136H234V137H236V139H237V138L239 139L240 137L242 138L243 136H245L244 139H245L246 137L249 138V136H251V135H250L251 133L256 132V131H254V127H253V126H249V127H251V128H249L248 126H246V127H242V126H240V128H237ZM252 127H253V128H252ZM43 128H44V127H43ZM46 128H47V127H46ZM217 128H218V126H217ZM217 128H216V129H217ZM3 129H4V128H3ZM18 129H17V130H18ZM35 129H37V128H35ZM47 129H48V128H47ZM64 129H65V128H64ZM87 129H88V128H87ZM91 129H92V128H91ZM5 130L7 131L6 128H5ZM5 130H3V131H5ZM51 130H52V126H51ZM183 130H184V129H183ZM183 130H182V131H183ZM218 130H220V129L218 128ZM13 131H14V130H13ZM22 131H23V130H22ZM28 131H29V130H28ZM37 131H38V130H37ZM49 131H50V130H49ZM87 131H88V130H87ZM187 131H188V130L185 129V133H186ZM18 132L20 133V129L18 130ZM24 132H26V131H24ZM31 132H32V130H31ZM50 132H52V131H50ZM89 132H90L89 134L94 133L92 130L89 131ZM179 132H180V131H179ZM34 133H35V132H34ZM59 133H60V132H59ZM25 134H26V133H25ZM36 134H38V133H36ZM223 134H219V135L222 136ZM253 134H254V133H253ZM34 135H35V134H34ZM42 135H43V134H42ZM46 135H47V134H46ZM46 135H45V136H46ZM219 135H218V136H219ZM254 135H258V134H254ZM59 136H61V135H59ZM102 136H103V135H102ZM179 136H180V135H179ZM179 136H178V137H179ZM182 136H185V135H182ZM182 136H181V137H182ZM221 136H220V137H221ZM223 136H224V135H223ZM36 137H37V136H36ZM36 137H35V138H36ZM40 137H41V136H40ZM40 137H39V139H40ZM43 137H44V136H43ZM61 137H62V136H61ZM103 137H104V136H103ZM193 137H194V136H193ZM220 137H219V138H220ZM234 137L231 138V139H235ZM62 138H63V137H62ZM207 138H208V136H207ZM219 138H218V139H219ZM222 138H223V137H222ZM182 139H183V138H182ZM231 139H230V140H231ZM251 139H252V138H251ZM255 139H256V138H255ZM257 139H258V138H257ZM37 140H38V139H37ZM194 140H196V139H194ZM213 140H214V138H213ZM219 140H220V139H219ZM219 140H218V141H219ZM34 141H35V140H34ZM34 141H32V142H34ZM177 141H178V140H177ZM180 141H181V140H180ZM215 141H216V140H215ZM221 141L224 142V141H226V140H222V139H221ZM228 141H229V139H228ZM250 141H251V140H250ZM254 141H255V140H254ZM254 141H253V142H254ZM257 141H258V140H257ZM60 142H61V141H60ZM226 142H227V141H226ZM229 142H230V141H229ZM134 143H135V142H134ZM212 143H213V142H212ZM231 143H232V142H231ZM248 143H249V142H248ZM135 144H136V143H135ZM218 144H219V143H218ZM223 144H224V143H223ZM236 144H237V143H236ZM181 145H183V144H181ZM224 146H225V145H224ZM221 147H222V146H221ZM225 148H226V147H225ZM225 148H224V149H225ZM0 149H1V148H0ZM228 149H229V148H228ZM225 150H226V149H225ZM1 151H2V150H1ZM228 153H230V152H228ZM160 154H161V153H160ZM162 154H164V153H162ZM226 155H227V154H226ZM200 157H202V156H200ZM62 160H63V159H62ZM190 160H191V159H190ZM241 160H243V159L241 158ZM55 161H56V160H55ZM55 161H54V162H55ZM60 161H61V160H60ZM63 161H64V160H63ZM191 161H192V160H191ZM197 162H198V161H197ZM203 162H205V161H203ZM58 163H59V162H58ZM200 163H201V162H200ZM44 164H45V163H44ZM51 164H52V163H51ZM54 164H55V163H54ZM60 164H61V163H60ZM63 164H64V163H63ZM63 164H62V165H63ZM201 164H205V163H201ZM40 165H41V164H40ZM187 165H188V164H187ZM192 165H194V164H192ZM35 166H36V165H35ZM38 166H39V165H38ZM55 166L57 167L58 165H55ZM65 166H66V165H65ZM182 166H183V165H182ZM182 166H180V167H182ZM190 166H191V163H190ZM196 166H197V165H196ZM199 166H200V165H199ZM47 167H48V166H47ZM61 167H62V166L60 165V168H61ZM180 167H179V168H180ZM191 167H192V166H191ZM191 167L188 166V168H190V169H191ZM37 168H38V167H37ZM37 168H36V169H37ZM39 168H40V167H39ZM183 168H184V166H183ZM42 169H43V167H42ZM63 169H65V168H63ZM192 169H194V168H192ZM192 169H191V170H192ZM45 170H46V168H45ZM55 170H56V169H55ZM59 170H60V169H59ZM177 170H178V169H177ZM179 170H180V169H179ZM179 170H178V171H179ZM183 170H186V169H183ZM191 170H190V172H191ZM194 170H195V169H194ZM196 170H197V169H196ZM39 171H41V170L39 169ZM56 171H57V170H56ZM174 171H176V170H174ZM174 171H173V172H174ZM178 171H177V172H178ZM192 171H193V170H192ZM202 171H204V170H200V172H202ZM206 171H207V170H206ZM226 171L228 172V170H226ZM14 172H15V171H14ZM14 172H13V173H14ZM171 172H172V171H171ZM173 172H172V173H173ZM183 172H184V174H185V171H183ZM194 172H195V171H194ZM198 172H199V171H198ZM227 172H226V174H227ZM179 173H180V172H179ZM192 173H193V172H192ZM203 173H204V172H203ZM2 174H6V173H3V172H2ZM176 174H178V173H175V175H176ZM181 174H183V173H181ZM196 174H198V173H195L194 175H196ZM204 174H205V176H206V173H204ZM207 174H209L208 177H211V176H212V174H210V173H207ZM28 175H29V174H28ZM28 175H27V176H28ZM162 175H163V174H162ZM172 175H173V174H172ZM192 175H193V174H192ZM200 175H201V174L196 175L195 178H197L198 180H201L202 184H203L204 182H205V184H207V183H206V180H204V179H206V178L203 179V180H204V182H203V181H202V178H203V177L201 178ZM210 175H211V176H210ZM213 175H214V174H213ZM165 176H166V175H165ZM176 176H177V175H176ZM180 176H181V175L179 174V178H180ZM216 176H217V175H216ZM224 176H225V174H224ZM227 176H228V174H227ZM166 177H168V176H166ZM171 177H172V176H171ZM174 177H175V176H174ZM177 177H178V176H177ZM177 177H176V180H177ZM181 177H182V180H183V175H182ZM206 177H207V176H206ZM213 177H214V176H213ZM213 177H212V179H214ZM23 178H24V176H23ZM195 178H194V179H195ZM217 178H220V176H218ZM99 179H100V178H99ZM99 179H97V180H99ZM208 179H209V178H208ZM212 179H211V180H212ZM215 179H216V178H215ZM215 179H214V180H215ZM240 179H241V178H240ZM25 180L28 181V178L26 177ZM25 180H24V181H25ZM42 180H43V178H42ZM54 180H55V179H54ZM54 180H50L51 183H52V182L54 183ZM167 180H168V179H167ZM172 180H173V182H174V181H175V178H173ZM172 180L170 179V180H168V181L171 182ZM195 180H196V179H195ZM220 180H221V179H220ZM236 180H237L238 182H240V180H238V179H236ZM164 181H165V180H164ZM178 181H179V180H178ZM178 181H175V182H178ZM223 181H224V180H223ZM223 181H221V182H223ZM2 182H3V181H2ZM42 182H43V181H42ZM55 182H56V181H55ZM162 182H163V181H162ZM162 182H161V183H162ZM170 182H169V183H170ZM173 182H172V184H173ZM175 182H174V184H175ZM183 182H184V181H183ZM201 182H200V183H201ZM212 182H213V180H212ZM214 182H215V181H214ZM219 182H220V181H219ZM221 182H220V184L218 183L217 185H220V187L218 186V188H221L222 190H224V192H225V189H228L229 187H231V185H230V186H228V185L226 186V185H225V181H224V183H221ZM238 182L236 183L237 185H238ZM243 182H244V181H243V179H242V181L240 182V183H241V186H242ZM0 183H1V182H0ZM4 183H5V182H4ZM4 183L1 184L0 186L2 187V186L4 185ZM43 183H44V182H43ZM159 183H160V182H159ZM159 183H158V184H159ZM197 183H198V182H197ZM226 183H227V182H226ZM5 184H6V183H5ZM7 184L10 185V183H7ZM56 184H57V183H56ZM163 184H168V183L166 182V183H163ZM163 184H162V185H163ZM176 184H177V183H176ZM179 184H180V183H179ZM212 185L214 186V184H212ZM215 185H216V184H215ZM4 186H5V185H4ZM12 186H13V185H12ZM54 186H55V185H54ZM164 186H165V185H164ZM170 186H171V185H170ZM174 186H175V185H174ZM232 186H233V184H232ZM247 186L249 187L250 185H247ZM46 187H50V185H49V186H46ZM203 187H204V186H203ZM208 187H209V186H208ZM234 187H236V186H235V182H234ZM239 187H240V185H239ZM239 187H238V189H239ZM50 188H51V187H50ZM174 188H175V187H174ZM209 188H210V187H209ZM212 188H214V187H211L210 189H212ZM165 189H166V188H165ZM167 189H168V188H167ZM176 189H177V188H176ZM232 189L234 190L233 187H232ZM46 190L49 191V190H52V189L47 188ZM219 190H220V189H219ZM233 190H231V191H233ZM101 191H102V190H101ZM206 191H207V190H206ZM211 191H212V190H211ZM226 191H227V190H226ZM231 191L228 190V192H231ZM234 191H236V190H234ZM90 192H91V190H90ZM212 192H214V191H212ZM220 192H221V191H220ZM239 192H240V191H239ZM68 193H69V192H68ZM98 193H99V192H98ZM205 193H206V192H205ZM232 193H233V192H232ZM243 193H244V191H243ZM57 194H58V193H57ZM57 194H56V197H57ZM65 194H66V193H65ZM65 194H64V195H65ZM92 194H93V191H92ZM95 194H97V193L95 192ZM103 194H104V193H103ZM212 194H214V193H212ZM225 194H227V193H225ZM236 194H238V193H236ZM255 194H256V193H255ZM73 195H74V194H73ZM218 195H220V194H218ZM256 195H257V194H256ZM58 196H59V195H58ZM60 196H62V193H61ZM67 196H68V195H67ZM203 196H204V195H203ZM243 196H244V195H243ZM257 196H258V195H257ZM54 197H55V196H54ZM64 197H65V196H64ZM69 197H70V196H69ZM71 197H72V196H71ZM94 197H95V196H94ZM94 197H93V198H94ZM100 197H101V196H100ZM219 197H220V196H219ZM241 197H242V195H241ZM31 198H33V197H31ZM31 198H30V199H31ZM51 198H52V197L50 196V200H53V199H54V198H53V199H51ZM57 198H58V197H57ZM65 198H66V197H65ZM75 198H76V197H75ZM115 198H116V197H115ZM239 198H240V197H239ZM43 199H44V198H43ZM60 199H62V198H60ZM95 199H96V198H95ZM95 199H94V200H95ZM97 199H98V198H97ZM179 199H180V198H179ZM241 199H242V198H241ZM243 199H244V198H243ZM261 199H262V197H261ZM261 199H260V200H261ZM63 200H64V199H63ZM115 200H116V199H115ZM257 200H258V199H257ZM1 201H2V200H1ZM44 201H45V200H44ZM112 201H113V200H112ZM116 201H118V200H116ZM182 201H183V199H182ZM217 201H218V200H217ZM219 201H220V200H219ZM261 201H262V200H261ZM263 201H264V200H263ZM32 202H33V201H32ZM42 202H43V201H42ZM42 202H41V205L43 204ZM45 202H47V201H45ZM45 202H44V204H46ZM51 202H53V201H51ZM51 202H50L49 204H51ZM54 202H55V200H54ZM61 202H62V201H61ZM93 202H94V201H93ZM180 202H181V201H180ZM170 203H171V202H170ZM222 203H223V202H222ZM60 204H61V203H60ZM86 204H87V203H86ZM173 204H174V203H173ZM219 204H220V203H219ZM223 204H224V203H223ZM260 204H261V203H260ZM38 205H39V204H38ZM52 205H53V204H52ZM55 205H56V204H55ZM95 205H96V204H95ZM97 205H98V204H97ZM175 205H177V204H175ZM22 206H23V204H22ZM22 206H21V207H22ZM49 206H50V205H49ZM85 206H86V205H85ZM219 206H220V205H219ZM37 207H38V206H37ZM42 207H43V206H42ZM45 207H46V206H45ZM83 207H84V205H83ZM83 207H81V208H83ZM86 207H87V206H86ZM86 207H85V208H86ZM92 207H93V206H92ZM220 207H221V206H220ZM39 208H40V207H39ZM43 208H44V207H43ZM57 208H58V207H57ZM57 208H54V209L57 210ZM64 208H66V207H64ZM97 208H98V207H97ZM172 208H173V207H172ZM209 208H210V207H209ZM209 208H207V209H209ZM59 209H60V208H59ZM22 210H23V208H22ZM87 210H88V209H87ZM89 210H91V209H89ZM93 210H94V209H93ZM211 210H213V209H211ZM211 210H210V211H211ZM7 211H8V210H7ZM20 211H21V210H20ZM52 211H53V210H52ZM94 211H95V210H94ZM8 212H9V211H8ZM53 212H55V211H53ZM92 212H93V211H92ZM4 213H5V212H4ZM48 213H49V212H48ZM56 213H57V212H56ZM147 213H149V212H147ZM209 213H213V212L211 211V212H209ZM50 214H52V213H50ZM65 214H66V213H65ZM105 214H106V213H105ZM253 214H254V213H253ZM47 215H48V214H47ZM58 215L60 216L59 213H58ZM111 215H112V214H111ZM160 215H161V214H160ZM164 215H165V214H164ZM18 216H20V215H18ZM49 216H50V215H49ZM51 216H52V215H51ZM51 216H50V217H51ZM63 216H64V215H63ZM158 216H159V215H158ZM162 216H163V215H162ZM212 216H214V214H213ZM20 217H21V216H20ZM45 217H46V216H45ZM54 217H55V216H54ZM61 217H62V214H61ZM113 217H114V216H113ZM154 217H156V216H154ZM164 217H165V216H164ZM172 217H173V216H172ZM174 217H175V216H174ZM43 218H44V217H43ZM58 218H59V217H58ZM63 218H64V217H63ZM103 218H104V217H103ZM111 218H112V217H111ZM150 218H151V217H150ZM161 218H162V217H161ZM175 218H176V217H175ZM106 219H107V217L105 218V220H106ZM164 219H167V222H168V218H164ZM164 219H162V220H164ZM171 219H172V218H171ZM184 219H185V218H184ZM18 220H20V218L17 217V219H13V220H11V221L8 222V224H11V225L4 226L5 229H6V227H7L6 231L4 230L5 233H6V234H5L6 236L9 234L8 236L10 237V236H11L10 234H13V229H14L15 226H14L13 228H11V227L13 226V223H14V222L16 223ZM44 220H45V218H44ZM57 220H59V219H57ZM179 220L182 222L181 219H179ZM179 220L173 218V222H174V223L172 222L173 225H177V224L181 223ZM213 220H214V219H213ZM20 221H22V220H20ZM20 221H19L18 223H20ZM45 221H46V220H45ZM106 221H107V220H106ZM110 221H111V220H110ZM164 221H165V220H164ZM46 222H47V221H46ZM158 222H160V221H158ZM184 222H186V221H184ZM184 222H182V223H184ZM2 223H3V224H1V225H2V227H3V225H4L5 223H4V221H2ZM62 223H63V222H62ZM62 223H61V224H62ZM162 223L164 224V222H162ZM162 223H161V224H162ZM190 223H191V222H190ZM50 224H51V223H50ZM64 224H65V223H64ZM64 224H63V227H65ZM185 224H186V223H185ZM16 225H17V224H16ZM45 225H46V223H45ZM51 225H52V224H51ZM129 225H130V224H129ZM131 225H132V224H131ZM131 225H130V226H131ZM159 225H160V224H159ZM166 225L168 226V223H167ZM169 225H170V224H169ZM173 225H171V226H173ZM180 225H181V224H180ZM190 225H191V224H190ZM49 226H50V225H49ZM177 226H179V225H177ZM188 226H189V223H188ZM202 226H203V225H202ZM202 226H201V227H202ZM0 227H1V226H0ZM111 227H112V226H111ZM134 227H135V226H134ZM136 227H137V226H136ZM136 227H135V228H136ZM164 227H165V226H164ZM181 227H182V226H181ZM189 227H190V226H189ZM206 227H207V228H208V227L210 228V231H211V233H210V234H211V236H210V237H211L210 240H211V241L209 240L210 243H209V245H208V243H207V242L205 241V239H204V237L206 236L207 233L205 234V233L203 232V233L205 234V236L203 235L204 237H202V238L204 239V241H205L206 243L204 242V245L201 246V245L203 244V242H201L202 244H201L200 246H201V248H203V251H201V250H199V251H201V252L196 251V252H197V255H195L194 259L197 258L196 260H198V261H200V262L203 261L204 264H208V263H210V264H217V263L220 264L219 261H221V259H222L223 264H238V263H236V261H235V257H233L234 255H233V256H232V255H229V253L234 252V251L231 249V252H230L229 249H230L231 247L228 248V246L223 242L224 240H227L226 243L229 242L228 239H230V238H227V237H226L227 239L224 238V239L221 241V240H220L221 237H219V235L216 234L217 232L215 233L214 228H213V231H212V230H211L212 228H211L209 225H208V226L206 225ZM58 228H59V227H58ZM58 228H57V229H58ZM131 228H132V227H131ZM177 228H180V227H177ZM182 228H183V227H182ZM182 228H180V229H182ZM185 228H186V227L184 226V228H183L184 231H186V229H189V228H186V229H185ZM191 228H193V227H191ZM207 228H206V229H207ZM217 228H218V227H217ZM15 229H16V228H15ZM15 229H14V234H15V231L17 230V229L15 230ZM24 229H25V228H24ZM24 229H23V230H24ZM27 229H28V228H27ZM59 229H60V228H59ZM137 229H138V228H137ZM137 229H136V231H137ZM165 229H166V227H165ZM167 229H168V228H167ZM167 229H166V230H167ZM170 229H171V228H170ZM215 229H216V226H215ZM0 230H1V229H0ZM63 230H64V229H63ZM147 230H148V229H147ZM161 230H162V229H161ZM166 230H165V231H166ZM183 230H182V231H183ZM201 230L203 231L202 228H201ZM204 230H205V229H204ZM219 230H220V228L218 229V231H219ZM28 231H30V230H28ZM28 231H27V232H28ZM108 231H109V230H108ZM111 231H112V230H111ZM114 231H115V230H114ZM114 231H113V232H114ZM178 231H179V229H178ZM182 231H181L180 233H182ZM189 231H190V230H189ZM208 231H209V230H207V231H205V232H208ZM216 231H217V229H216ZM27 232H26V233H27ZM32 232H33V230H32ZM63 232H64V231H63ZM113 232H112V233H113ZM167 232H168V231H166V233H167ZM212 232H213V233H212ZM221 232H222V231H221ZM231 232H232V231H231ZM7 233H8V234H7ZM23 233H24V232H23ZM33 233H34V232H33ZM61 233H62V232H61ZM131 233H132V232H131ZM145 233H146V232H145ZM175 233H177V232H175ZM175 233H174V234H175ZM184 233H185V232H184ZM208 233H209V232H208ZM16 234H17V233H16ZM50 234L52 235V233H50ZM50 234H49V235H50ZM133 234H134V233H133ZM162 234H163V233H162ZM172 234H173V233H172ZM182 234H183V233H182ZM182 234H180L181 237H182ZM185 234H186V233H185ZM218 234H219V233H218ZM0 235H1V234H0ZM3 235H4V233H3ZM27 235H28V233H27ZM51 235H50V236H51ZM115 235H116V234H115ZM144 235H145V234H144ZM175 235H176V234H175ZM183 235H184V234H183ZM199 235H200V234H199ZM221 235H222V233H221ZM237 235H238V234H237ZM31 236H32V235H31ZM31 236H30V237H31ZM145 236H146V235H145ZM164 236H165V235H164ZM164 236H163V237H164ZM178 236H179V235H178ZM201 236H202V235H200V239H201ZM222 236H223V235H222ZM232 236H233V235H232ZM12 237H15V235H14V236L12 235L11 238H12ZM25 237H26V236H25ZM39 237H40V236H39ZM129 237H130V236H129ZM23 238H24V237H22V239H23ZM26 238H28V236H27ZM107 238H108V237H107ZM198 238H199V236H198ZM198 238H196V239H198ZM205 238H206V237H205ZM208 238H209V237H208ZM208 238H207V239H208ZM233 238H234V237H233ZM233 238L231 237L232 240H233ZM22 239H21V240H22ZM30 239H33V238H30ZM111 239H112V238H111ZM148 239H149V237H148ZM196 239H195V240H196ZM207 239H206V240H207ZM24 240H26V239H24ZM28 240H29V239H28ZM28 240H27V241H28ZM165 240H166V239H165ZM185 240H186V239H185ZM31 241H32V240H31ZM104 241H106V240H104ZM107 241H109V240H107ZM161 241H162V239H161ZM163 241H164V239H163ZM178 241H182V240L180 239V240H178ZM202 241H203V240H202ZM38 242H39V241H38ZM110 242H111V241H110ZM152 242H153V241H152ZM197 242L199 243V241H197ZM25 243H26V242H25ZM33 243H34V241H33ZM162 243H163V242H162ZM162 243H161V244H162ZM27 244H28V243H27ZM30 244H31V243H30ZM68 244H69V243H68ZM71 244H72V243H71ZM144 244H145V243H144ZM150 244H151V243H150ZM177 244H178V242H176V245H177ZM195 244H196V243H195ZM230 244H231V242L229 243V245H230ZM31 245H33V244H31ZM66 245H67V244H66ZM145 245H147V244H145ZM179 245H180V244H179ZM184 245H185V244H184ZM207 245H208V247H207ZM28 246H29V245H28ZM56 246H57V244H56ZM143 246H144V245H143ZM187 246H188V245H187ZM200 246H197V247H200ZM225 246H226L227 248H226ZM75 247H76V246H75ZM109 247H110V246H109ZM166 247H167V246H166ZM166 247H165V248H166ZM173 247H174V246H173ZM182 247H183V246H182ZM263 247H264V246H263ZM69 248H70V247H69ZM73 248H74V247H73ZM73 248H72V249H73ZM167 248H168V247H167ZM180 248H181V247H180ZM187 248H188V247H187ZM187 248L184 247L183 250H184V249L188 250ZM189 248H190V247H189ZM191 248H192V247H191ZM191 248H190V253H191ZM201 248H200V249H201ZM207 248H208V250H206ZM76 249H77V248H76ZM192 249H193V248H192ZM197 249H198V248H197ZM197 249L195 248V250H197ZM0 250H1V249H0ZM149 250H150V249H149ZM160 250H162V249L160 248ZM166 250H167V249H166ZM168 250H170V249H168ZM172 250H174V248H173ZM193 250H194V249H193ZM234 250H235V249H234ZM1 251H2V250H1ZM74 251H75V250H74ZM117 251H118V250H117ZM121 251H123V250H121ZM121 251H120V254H121V253L123 254V252H121ZM177 251H178V250H176V253H177ZM188 251H189V250H188ZM188 251H187V252H188ZM252 251H253V250H252ZM252 251L250 250V252H252ZM113 252H114V251H113ZM165 252H166V251H165ZM167 252H169V251H167ZM170 252H171V254L168 253V254H170V257H172L171 255H175V256H176L175 253L172 254L173 252H172L171 250H170ZM184 252H185V251H184ZM184 252H183V253H184ZM253 252H254V251H253ZM111 253H112V252H111ZM116 253H117V252H116V250H115L114 255H115ZM118 253H119V252H118ZM124 253H125V252H124ZM160 253H161V251H160ZM179 253H181V252H178L177 254L179 255ZM32 254H33V253H32ZM32 254H31V255H32ZM166 254H167V253H166ZM166 254H165V255H166ZM181 254H182V253H181ZM187 254H188V253H187ZM233 254H234V253H233ZM255 254H256V253H255ZM77 255H78V254H77ZM118 255H119V254H118ZM118 255L116 254V256H118ZM27 256H28V255H27ZM27 256H25V257L27 258ZM72 256H73V255H72ZM78 256H79V255H78ZM78 256H74V257H78ZM161 256H162V255H161ZM163 256H164V255H163ZM168 256H169V255H168ZM168 256H166V257H168ZM179 256H180V255H179ZM179 256H178V257H179ZM182 256H183V255H182ZM184 256H185V255H184ZM257 256H259V255H257ZM29 257H30V256H29ZM118 257L120 258L121 256L119 255ZM122 257H123V255H122ZM173 257H174V256H173ZM178 257H177V258H178ZM185 257H186V256H185ZM30 258H31V257H30ZM174 258H175V257H174ZM187 258H188V257H187ZM189 258H190V257H189ZM192 258H193V256H192ZM49 259H50V258H49ZM76 259H77V258H76ZM76 259H75V260H76ZM236 259H237V258H236ZM262 259H263V257H262ZM43 260H44V259H43ZM45 260H46V259H45ZM171 260H172V262H173V258L170 259V261H171ZM183 260H184V259H183ZM183 260H182V261H183ZM185 260H186V259H185ZM185 260H184V261H185ZM260 260H261V259H260ZM22 261H23V260H22ZM24 261H27V260L25 259ZM28 261H29V260H28ZM166 261H167V260H166ZM168 261H169V260H168ZM174 261H175V260H174ZM186 261H187V262H186ZM186 261H185L186 264H193V262H194V261L191 260V259H188V260H186ZM262 261H263V260H262ZM40 262H41V261H40ZM43 262H44V261H43ZM79 262H80V261H79ZM163 262H165V260H164ZM222 262H221V263H222ZM263 262H264V261H263ZM20 263H21V262H20ZM29 263H30V262H29ZM74 263H75V262H74ZM80 263H81V262H80ZM168 263H169V262H168ZM170 263H171V262H170ZM173 263H174V262H173ZM173 263H172V264H173ZM196 263H197V262H196ZM260 263H261V261H259V263L256 262V261L254 260V256H253V254L250 253V255H249V257H248V264H260ZM13 264H14V262H13ZM27 264H28V263H27ZM76 264H77V263H76ZM81 264H82V263H81ZM86 264H87V263H86ZM194 264H195V262H194ZM198 264H201V263H198ZM261 264H262V263H261Z\"/></svg>",
	"mask_w": 264,
	"mask_h": 264
}]
</instances>
